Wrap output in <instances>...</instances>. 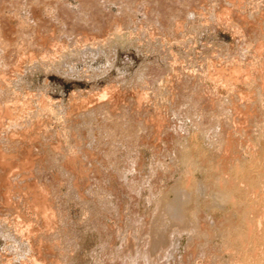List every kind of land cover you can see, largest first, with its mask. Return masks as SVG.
<instances>
[{
    "label": "rangeland",
    "instance_id": "obj_1",
    "mask_svg": "<svg viewBox=\"0 0 264 264\" xmlns=\"http://www.w3.org/2000/svg\"><path fill=\"white\" fill-rule=\"evenodd\" d=\"M56 0H0V43L1 41L3 43L0 44V79L3 80L1 81L0 80V84L1 87L3 86H6V87H3L5 89H8L9 92L11 90H15V91H11V93L9 95H7L6 97V100L7 98L10 100H5V98L1 95L0 93V103L1 104H5V105H9L11 104V110H13L11 113V115L14 116V120L11 118L9 119L10 121L13 120L10 124L13 126L14 123L18 120V118L16 116H20L19 119L22 120V115H23V120L19 121L18 120V124H20L21 126H17V125H14L13 127H9L10 124H8V119L5 120L6 118H9V116H3V115H6L7 113H5V107L4 105H1L2 109H1V114H0V120L1 121H4L6 123L5 124H2L0 127H4L2 128L3 130H7L5 131L4 130V134L6 133L9 134V136L12 138H14V135H16V143L17 142H20L17 143V146L19 144V146L17 147L16 144L14 143V146L12 145L14 140L9 138H7L6 136V139L9 143L10 139L13 140V142L10 141L11 145L13 147H16V148H13L14 150H10L9 147H12V146H8L7 144V149L6 150V156L7 158L11 157L12 159H10L7 164V162H1L3 163L5 166H13L14 164H10L14 161L16 165L15 166H18V163H21L19 164L18 166V169H16L18 171V174H20L22 171H20V168L23 170V168L25 167L24 165H26L28 163V166H32V168H34L33 170H31L32 172L27 173L29 174H25V173H22V177L23 178H28L30 180H32V182L34 181L33 183V186L31 189H47L45 195L50 198L52 200V198H54L52 201L54 202H50V199H49V203H51L53 205V211L55 213L54 217L51 218V220L55 219L56 215H57V219H55L54 221L52 220L51 223H48L49 221H47L46 219H44L43 217L41 218L40 217V208L38 209L39 211H37L36 208H33L31 205L30 207H27L24 208V209H20L21 207H16V206H19L20 204L15 202V201H18V198L17 200L15 199V197H17V193L15 192L14 194L16 195H13L11 193H13V191L10 193V195L13 197V199H11L12 197L11 196H6L4 195L6 198V200H9V202L5 201V198L4 196L2 197V200L1 199V195H0V219L3 220L4 219V227L1 229L0 231V264H41L40 262L42 261L41 258L42 256L40 255V253L38 254V251L36 248H39L40 246H44L45 244L47 245L49 243V246L48 248H50V251L53 252V254L56 256H54L52 253L51 255L53 256L51 257V255H49V257H51V259L49 257H47L49 259L46 260L47 263L49 264V262L53 263L52 261L55 260L56 258V264H64L66 262V264H119L118 262H120V264H125L124 263V260L125 262H127L126 264H137L138 262L140 264L144 263V264H147V258H141V253L142 250L146 247V241L148 240V237L149 236H146V235H149V233L147 231H144V228H145V219H147V221L150 219V216L151 218L154 217L153 213L156 212L155 206L156 203H154V201L157 199L158 197V194L160 195V193L162 191H164L167 187H171L175 184L176 180H177V177L179 176V172L178 173H174L172 174V171H176L178 170L177 168H180L181 165L179 166L180 163H178L176 161V157L173 156V153L177 150L178 148V141L179 140H176L177 137L180 138V135H182L181 133V130L183 132H186L187 131H193V128L194 130H197L198 127H193L194 125L197 126L199 125V121L202 122L201 125H199V127H202V126H206V128L208 129L207 125H206V121L209 120V118L212 120V117L214 118L215 117V121H220V123L217 124V122L215 123L214 121V127H215V124H217V129L213 130V132L215 131L214 134L217 133V131H221L223 132L224 129L225 131L228 129V130H233L232 132H234L235 130H237V132H234L235 135L231 134L233 136V139L235 141L237 140V138L240 137V134H237L239 133L238 130H240L241 134L243 133L242 130H244V132L248 131L247 133L250 134V133H254L256 132L254 129L252 131V126L250 124H253V127H258V124L259 125L261 124L263 126L262 123H264V121H260V120H264V115L262 113H259L260 110L262 112V110L264 109V104L262 106V109L261 107H259L258 105V101H256L255 99H263L264 98H259L260 95H262L264 97V89L261 90V85L260 83L263 82L262 84V87L264 86V80H263V77H264V73L261 72V69H262V65H260L262 62V60H264V49L261 48V46L263 47V44H264V37H261L262 35H264V33L262 34V32L264 31V27L262 28L263 24V20L264 18H262L263 20H260L261 18L258 17V9H260V7L263 9L264 8V0H244L245 3H242L243 0H241V4L239 5L238 0H235L233 2H236L237 5L234 4L233 8L231 7V2L232 0H226L227 2H229V6H226L228 4L225 5L224 3V0H195V2H193L192 0H157V2L155 0H96L94 1L93 0V4L94 6H96L99 11L101 10V13H103L104 15H108L109 13V16L112 15V19H115L114 22L116 23V21H118V24L120 22V24L122 25L121 29L120 30H123L121 31V33H123V37L126 38V34L127 32H130V34L133 33V37L131 36V39L134 41L133 43H128L126 42L125 45H121L120 44H115L113 43L114 39H110L109 38H113L112 35L109 36L108 33L112 34V27L109 31L108 28H110V26H108L107 28H105V25L103 26L106 29V31H109L108 33L105 32L104 34V31L102 29V31H90L92 33L90 34H93L95 33V38L94 36H90L91 39L93 37V39L95 40V42H99V40H104L106 41L107 38L109 39V44L111 45H106L105 43V47L106 49H109V50H106L104 48V51L106 53H101L103 52V46H100V44L102 43V41H100L99 44L95 43V46L94 48H99V47H102V48H99L97 50H100V51H95L94 52V48L91 46V48H93V51L91 52L92 49H90L89 47V43L90 41V37H88L87 41H85V44L82 43V40L84 41V38L83 37L84 35L81 33L79 34L80 32L84 31V29L82 28H79L80 26L78 25V27H74V30H72L71 28L68 29L67 28V18L65 17V14L60 10V8H58V6L60 7V4L62 5L64 2L70 7V10L75 12L77 10H79V6L80 5V1L79 0H58L56 2H54ZM98 1V2H97ZM132 1V2H131ZM135 1V2H134ZM183 1V2H182ZM217 3H215V2ZM40 2V3H39ZM57 2H58V6H55L57 5ZM105 2V3H104ZM116 2V3H115ZM149 4H145V3H148ZM166 2V3H165ZM186 2V3H185ZM194 4H193V3ZM203 2H205L203 4ZM207 2V3H206ZM222 2V3H221ZM56 3V4H55ZM104 3V4H103ZM108 3V4H107ZM153 3V4H152ZM201 5H200V4ZM213 3V4H212ZM248 3V4H247ZM136 4V5H135ZM164 4V5H162ZM176 4V5H175ZM199 4V5H198ZM245 6H243V5ZM250 4V5H249ZM253 4V5H252ZM262 4V5H261ZM179 6L180 8H182L184 10V6H186L187 8H185V12H183L182 17L180 16H177V13L178 11L176 12L175 9L171 10L174 6L176 8V6ZM192 5V6H191ZM197 5V6H195ZM210 5V6H209ZM217 5V6H216ZM248 5V6H247ZM63 6V5H62ZM102 6V7H101ZM120 6V8H119ZM128 6V7H127ZM164 6V7H163ZM168 6V7H167ZM173 6V7H171ZM177 6V8H179ZM182 6V7H181ZM224 6V7H223ZM236 6V7H235ZM239 6H243V7H239ZM259 6V7H258ZM57 7V8H56ZM101 7V9H100ZM119 9H118V8ZM123 7V8H121ZM160 7H161V10H160ZM171 7V9L169 8ZM218 7V8H217ZM225 7L229 8V9H232L229 13V9L228 12H224L225 11ZM231 7V8H230ZM258 7V8H257ZM42 8V9H41ZM56 8V9H55ZM131 8V9H130ZM164 8V9H163ZM167 8L168 10H170V13L167 12ZM193 8V9H192ZM198 8V10H197ZM240 8V9H239ZM121 9V11H120ZM130 9V10H129ZM194 11H192V10ZM200 9V10H199ZM223 9V10H221ZM243 9V10H242ZM103 10V11H102ZM127 10V11H126ZM136 10V11H135ZM142 10V11H141ZM164 10V12L162 11ZM166 10V11H165ZM175 10V11H174ZM187 10V11H186ZM216 10V12H215ZM226 10V11H227ZM124 11V13H122ZM138 11V12H137ZM153 11V12H152ZM172 11V12H171ZM188 11L190 13H188ZM220 11V12H219ZM222 11L224 13H222ZM258 11L257 15H256V12ZM262 11V10H260ZM157 12V13H156ZM163 12V13H162ZM253 12H255V16L254 15V19L252 18L253 16ZM194 13V14H193ZM204 13V14H203ZM219 13V14H218ZM243 13V14H242ZM132 14V16H131ZM145 14V15H144ZM152 14V15H151ZM158 14V15H157ZM168 14V15H167ZM186 14V15H184ZM191 16H189V15ZM222 16H221V15ZM235 14V15H234ZM239 17V14L241 16V18H245L247 15L248 17L245 18L246 21L243 22V19H241L242 21H239L240 19L236 20L234 19L232 16H235V18L237 17V15ZM246 14V15H245ZM252 14V16H250ZM134 15V16H133ZM148 15V17L146 18V16ZM175 15V16H174ZM194 15H197L194 16ZM202 15V16H201ZM220 15V17L225 21H222V19L219 18L220 21H218V19L216 18L217 16ZM245 15V16H243ZM159 16V17H158ZM164 16V17H163ZM167 16V17H166ZM194 16V17H193ZM199 16V17H198ZM224 16V17H223ZM228 16V17H227ZM243 16V17H242ZM115 17V18H114ZM128 17V18H127ZM132 17V18H131ZM134 17V18H133ZM173 17V18H171ZM179 18L180 21L178 19H175V18ZM232 20H230L231 18ZM256 17V18H255ZM111 18V17H109ZM119 18V20H118ZM131 20H130V19ZM146 18V19H145ZM162 18V19H161ZM168 18V19H167ZM194 18V19H193ZM225 18H228V21L227 19ZM249 18V19H248ZM110 19L111 21L110 22H113V20ZM117 19V20H116ZM149 19V20H148ZM171 19V21H170ZM252 19V21H251ZM258 20V22H255L254 20ZM131 23H129V21ZM167 20H168V23H167ZM172 20H175L174 22H179L178 24L181 25L182 24V27L179 28L180 32H176L174 30H171L173 33V35H176L178 33L181 34V36L184 38H182L183 40L179 39L180 37H177L176 40H175V37H173L172 32L169 29L168 27V24H172L173 21ZM178 20V21H176ZM182 20V22H181ZM184 20V21H183ZM199 20V21H198ZM235 20V21H234ZM256 20V21H257ZM122 21V23H121ZM125 21V22H124ZM251 21V22H250ZM113 22V23H114ZM134 22V23H133ZM136 22V23H135ZM171 22V23H170ZM217 22V23H216ZM226 22H230L229 25H231V27L227 26L228 24H226ZM238 22V23H237ZM241 22V24H239ZM243 24L246 22L245 25ZM250 22V23H249ZM262 24V26L260 27V24ZM109 23V21L107 22ZM106 23V24H107ZM112 23V24H113ZM114 23V24H115ZM126 23H128L129 25H125ZM161 23H167L165 25V27H163L164 25L161 24ZM176 23H173V24H176ZM189 23V24H188ZM225 23V24H224ZM254 23V24H252ZM117 24V23H116ZM117 24V25H118ZM119 24V25H120ZM161 24V25H160ZM191 24V25H190ZM217 24V25H216ZM234 24H236L234 26ZM250 24V26H248ZM258 24H259V29H258ZM111 25V23H110ZM124 25L126 27H124ZM152 25V27L150 28V26ZM193 25H194V28H193ZM196 25V26H195ZM242 25V27L240 26ZM162 26V27H161ZM167 26V27H166ZM238 26V27H237ZM242 28H240V27ZM244 26V27H243ZM254 26H256L257 28L255 29H258V30H254ZM130 27V28H129ZM144 27V28H143ZM157 27V28H156ZM235 27V28H234ZM249 28L250 32L247 30V28ZM252 27H253V31L257 32L256 34L254 32H251L252 31ZM73 28V27H72ZM76 28V29H75ZM136 28V29H134ZM139 28V29H138ZM165 30H164V29ZM168 28V29H167ZM192 28V29H191ZM237 28H240L241 30V33L238 32L239 29ZM246 28V29H245ZM262 28V29H261ZM158 29V30H157ZM195 29V30H194ZM199 29V30H198ZM237 29V30H236ZM261 29V30H260ZM86 30V29H85ZM161 30V31H160ZM167 30V31H166ZM246 32H245V31ZM4 31L8 32V33H4ZM77 31L79 33H77ZM89 31V30H88ZM88 31L86 30L85 32L88 33ZM124 31H125V34H124ZM133 31V32H132ZM149 31V32H148ZM158 33H157V32ZM178 31V30H176ZM101 32V35L100 33ZM103 32V33H102ZM132 32V33H131ZM141 32V33H140ZM162 34H161V33ZM165 32V33H164ZM169 32V34L167 33ZM171 32V34H170ZM238 32V34H237ZM244 34H243V33ZM66 33V34H65ZM70 33V34H68ZM72 33V34H71ZM74 33L77 35H74ZM136 33V34H135ZM240 33V35H239ZM252 33V35H251ZM261 33V34H260ZM70 36H68V35ZM104 34V35H103ZM108 34V35H107ZM129 34V33H128ZM140 34V35H139ZM145 34V35H144ZM161 34V35H160ZM167 34V36L165 35ZM183 34V35H182ZM254 34V35H253ZM24 35V36H23ZM53 35V37H52ZM66 35L69 37V38H66ZM72 35H74V37H76V40L77 39H82L81 44H76L74 47H72L74 45H72L71 43V46L68 45L71 41L74 42L75 39L72 40L73 37H71ZM139 35V36H138ZM143 35V36H142ZM147 35V36H146ZM153 35V36H152ZM157 35V36H156ZM159 35V36H158ZM245 35V36H244ZM250 37H249V36ZM129 35H127L128 37ZM138 36V37H137ZM141 36V37H140ZM156 36V37H155ZM169 36V37H168ZM172 36V38H171ZM243 36V37H242ZM248 36V37H247ZM253 38H252V37ZM29 39H28V38ZM32 37V38H31ZM101 39H100V38ZM105 37V38H103ZM39 38V40H38ZM65 38V39H64ZM71 38V40H69ZM97 38V39H96ZM99 38V39H98ZM174 38V39H173ZM247 40H245V39ZM255 38V39H254ZM32 40V42H30L29 40ZM168 39V40H167ZM191 41H190V40ZM69 41L68 43L66 42ZM75 40V41H76ZM98 40V41H97ZM113 40V41H112ZM138 42H136V41ZM155 40V41H154ZM164 40V41H163ZM180 40V42H179ZM259 42L260 40V44L258 43L259 47L255 44L256 42ZM259 40V41H257ZM7 43L5 44L4 43ZM15 41V42H13ZM17 41H19L18 43H16ZM63 41V43H65L63 45V43H61ZM78 41V40H77ZM190 43H189V42ZM248 41V42H247ZM252 41V42H251ZM12 44H11V43ZM112 42V43H111ZM136 42V43H135ZM161 42V43H160ZM163 42V43H162ZM186 44V45H184ZM21 43V44H20ZM55 43V44H54ZM88 44V47H87V44ZM92 43L94 44V41H92ZM139 43V45H138ZM167 43V44H166ZM248 43V44H247ZM253 43V45L256 47H258V49H260L259 51H261L260 53L258 52V49H255L254 47H252L253 45L251 44ZM4 44V45H2ZM58 44V46H57ZM98 47H96L97 45ZM103 44V43H102ZM101 44V45H102ZM133 44V45H132ZM144 44V45H143ZM154 44V45H153ZM171 44V45H170ZM183 44V45H182ZM247 44V45H246ZM251 44V45H249ZM51 45H53V47L55 49H57V51H59L58 53H56L57 51L54 50L53 47H50ZM56 45V46H54ZM62 46V49H65L63 48V46L65 45H68L70 47L71 50H76L74 49L75 47L76 48H82L83 49V45L84 47H87L89 48L90 50H87L86 48L83 49L82 51L78 48L79 51H81V53L83 52L84 56H82L81 53H78L81 54V58H80V55L78 56H75V52L72 51V53H69L68 57H60L59 55H63V53L61 52V46ZM86 45V46H85ZM92 45V44H91ZM137 47H136V46ZM143 45V46H142ZM153 45V47H152ZM163 45V46H162ZM188 45V46H187ZM193 45V46H192ZM249 45V46H248ZM78 46V47H77ZM111 46V47H110ZM141 46V47H140ZM151 46V47H150ZM170 46V47H169ZM186 46V47H185ZM246 46H247V49H246ZM252 48H251V47ZM68 47V49H69ZM115 47V48H114ZM150 47V48H149ZM169 47V48H168ZM190 47V48H189ZM222 47V48H221ZM50 48V49H49ZM153 48V49H152ZM49 50L51 51V49H53V52L51 51V54H45V51ZM69 49V50H70ZM111 49V50H110ZM113 49V50H112ZM160 49V50H159ZM163 49V50H162ZM249 49V50H248ZM251 49V51H250ZM70 50V51H71ZM141 50V51H140ZM242 52H241V51ZM253 50H255L254 52H256L257 50V55L258 53L260 55H263V56H254L256 53L252 52ZM68 51V50H67ZM68 51V52H70ZM86 51V52H84ZM89 51V52H87ZM109 53H108V52ZM230 51V53H229ZM246 51V52H245ZM247 51H248V54H247ZM94 52V53H93ZM113 52V53H112ZM168 52V53H167ZM251 52V53H250ZM263 52V54H262ZM50 53V52H48ZM55 53L57 56L60 57L59 61L62 60V65L63 67L61 66L59 71L57 70V68L55 67L54 68V64L53 62L54 61V58H52L53 60H50L52 61L51 63L49 62V58L51 59L52 57V54ZM87 53V54H86ZM93 53V54H91ZM99 53V55H98ZM171 53V55H170ZM178 53V54H177ZM188 53V54H187ZM213 53V54H212ZM236 53L238 54V56L240 57H237V56H234V54L236 55ZM254 53V54H253ZM44 54L45 57H42ZM86 54V55H85ZM113 54V55H112ZM219 54V55H218ZM224 54V55H223ZM237 59H239V61L241 63L244 64V62H247L246 59L244 60L243 62V57L246 58V55H247V58L248 57H255V58H252L253 59V65H251V69L254 68V70L252 71V74L249 76L250 77H255L257 76V73L259 72L258 74V77H256L257 79L261 78V80L257 81L256 79V84L260 85V88H258V90L260 91H253L255 92L254 94L256 95L257 93H260L259 95L257 94V96H255L253 94H247L248 93V90H246L245 92V95L243 96V98L245 96L249 97L247 98L246 97V100L248 99L247 102L249 103H255L257 105V107H255L256 109H260V110H254L253 108L251 110H253L254 113H252L251 111V115L250 117H248L249 119H247V116H246V120L247 122L249 121L248 125H247V122L244 123L243 125L246 126V127H250V129H247L245 128L244 126V129H240L237 127L236 124L237 121L240 120V117H243L242 115L240 116L239 114H242V113H238V112H235V110L232 109H228L226 110L227 112L230 110L234 111V113H231L230 111L227 113L225 112V114H229L228 116H230L231 114H235L237 116V119L235 121V118L232 117V115L230 116L231 119L233 118L235 121V124L232 122H227L225 123L224 121L225 120H230L229 118H225L224 121H222L223 117H225L224 115V112L222 110L221 107L219 106H216V105H213L212 102L214 103V100L211 102L210 98L211 99H214L216 97L220 98L223 97L225 98V100L229 97H227V93H226V86H228L227 84L229 83V87H231L233 85V83L235 82L234 78L235 77H230L229 75V72L228 69L226 68V66L228 67V63L226 64V62H229V61H226L227 59L230 60L232 58V60L234 59L233 56ZM252 54V56H250ZM49 55V56H48ZM56 55H53V57H55ZM71 55H73V57H70ZM88 55V56H87ZM90 55V56H89ZM96 55V56H95ZM105 55V56H104ZM223 55V56H222ZM242 55V56H240ZM48 56V58L46 57ZM51 56V57H50ZM88 58H86V57ZM98 56V57H97ZM213 56V57H212ZM217 56V57H216ZM221 56V57H220ZM226 56V57H225ZM231 57V58H228ZM59 57H56V59H58ZM84 57V59L82 58ZM180 57V58H179ZM223 57V58H222ZM43 58V59H41ZM68 58V59H67ZM71 58V59H70ZM86 58V59H85ZM208 58V59H206ZM216 58L215 62H220L219 60H224L225 62L223 63L221 61V64L223 63L225 66L222 67L224 69H227L225 72L223 70H220L222 69L220 66V63H216L215 67H216V71L214 72L211 68L214 67V65H211V63L213 64V60ZM219 58V59H218ZM227 58V59H226ZM263 58V59H262ZM66 59V60H65ZM110 59V60H109ZM180 59V60H179ZM185 59V60H184ZM210 59H212L211 62L208 63V61H210ZM258 59H262V60H258ZM51 64H48L50 65V68L45 65V63L47 64L48 62ZM232 60H230L229 64L233 63L231 62ZM250 60V63L252 64V60ZM256 60V61H255ZM44 63H43V62ZM185 61V62H184ZM235 61V59L233 60ZM238 61V60H237ZM238 61V62H239ZM258 61L259 64H258ZM148 62V63H147ZM255 62H257L256 64H258L259 66H254L255 65ZM43 63V64H42ZM170 63V64H169ZM179 63V64H177ZM248 63V62H247ZM247 63H245L244 65H246ZM149 64V65H148ZM176 64V65H174ZM46 67H44V66ZM65 65V66H64ZM67 65V66H66ZM171 65V66H170ZM173 65L176 67V69H174V71H176V73L179 75L180 78L177 77V74L173 71L172 67ZM179 65V67H178ZM211 65V70L214 72H211V70H209V67ZM248 65V64H247ZM263 65H264V61H263ZM142 66V67H141ZM170 66V69L168 70ZM190 66V67H189ZM254 66V67H253ZM261 66V68H259ZM52 67V68H51ZM149 67V68H148ZM173 67V68H175ZM178 67V68H177ZM182 67V68H181ZM220 67V71L223 73V74H226L227 76L229 75V80L228 78H226V80H228L227 82H225L224 86H223V83L222 81L225 80V76H223V80L221 79V77H219L218 73L217 72V68ZM230 69H231V66H229ZM264 67V66H263ZM68 68V69H67ZM74 68V69H73ZM141 68V69H140ZM250 68V67H249ZM59 69V68H58ZM158 69V70H157ZM161 69H162V72H161ZM172 69V70H171ZM179 69H181L180 71H184L183 73H179ZM184 69V70H182ZM188 71H187V70ZM202 69V70H201ZM205 69V70H204ZM215 69V68H214ZM250 69V70H251ZM258 69H260L258 71ZM85 70V71H84ZM160 76L162 77H165V78H162V77H159V74ZM193 70V71H192ZM75 71V72H74ZM87 71V72H86ZM151 71V72H150ZM156 71V73H155ZM165 71V72H164ZM168 71V72H167ZM170 71V72H169ZM172 71V72H171ZM186 71V72H185ZM197 71V72H196ZM205 71H207L205 73ZM209 71H210V77H214L216 78L218 75V78L219 81L216 80V83H215V79L213 77V81L212 79L209 80ZM219 71V74L221 73ZM255 71V72H254ZM257 71V72H256ZM262 71H264V69H262ZM189 72V73H188ZM254 72V73H253ZM139 73V74H138ZM166 73V74H165ZM188 73V74H187ZM216 73V74H215ZM262 73V74H260ZM158 74V75H157ZM165 74V75H163ZM169 74V75H168ZM174 74V75H173ZM180 74H182V76H180ZM183 74H185V76H183ZM190 74V75H189ZM192 74L194 75V77L192 76ZM199 74V75H198ZM202 74H205L202 75ZM208 76H207V75ZM213 74V75H212ZM223 74H221L220 76H222ZM256 74V75H255ZM175 76V79L174 77ZM200 76L199 78L196 76ZM262 76L263 77H259V76ZM154 76V77H153ZM169 76V77H168ZM189 76H191L189 78ZM207 76V77H206ZM11 80H10V78ZM138 77V78H137ZM140 77V78H139ZM184 77V80H181V78ZM202 77V79H201ZM206 77V78H204ZM250 78V80L252 82H254V78ZM3 78V79H2ZM7 78V79H5ZM154 78V79H153ZM157 78V79H156ZM162 78V79H165L164 82H168V80H170V82H168L167 86H171L170 87H165V92L168 93L167 95H165V93L161 94V92H159L158 88H159V83L158 80ZM168 78V80H167ZM173 78V79H172ZM177 78V79H176ZM188 78L190 81H188ZM192 78V79H191ZM198 78L200 81L203 80V82L205 83L204 84V89H203V82L201 81H195L196 79ZM14 79V80H13ZM140 79V80H139ZM161 79V80H162ZM173 81H172V80ZM180 79V80H179ZM207 79V80H206ZM232 79V80H230ZM137 80H139L137 82ZM143 80V81H142ZM146 80V81H145ZM155 80V81H154ZM191 80H194V82H197L196 85H200L201 89H203L202 91L199 89V87H197L196 89H193V90H190L192 88L191 85H193V83L191 84ZM221 80V81H220ZM225 80V81H226ZM5 81L9 84H13L11 88V85L8 84V86L6 85ZM172 81V82H171ZM182 81L180 84H181V87H180V84L179 82ZM185 84H184V82ZM178 82V83H177ZM200 82V83H199ZM230 82H232L230 84ZM260 82V83H259ZM5 83V84H4ZM152 83V84H150ZM154 83V84H153ZM170 83V84H169ZM177 83V84H176ZM184 85H183V84ZM186 83H189V84H186ZM176 84V85H175ZM191 84V85H190ZM195 84V83H194ZM149 85V90H148V86ZM173 85V86H172ZM187 85V86H186ZM10 86V87H9ZM127 86V87H126ZM147 86V87H145ZM178 86V87H177ZM191 86V88H190ZM207 86V87H205ZM131 87V88H130ZM141 87V88H140ZM184 87V88H183ZM188 87V88H187ZM193 87L195 88V86L193 85ZM259 87V86H258ZM11 88V90H10ZM146 88V90H145ZM153 88V89H152ZM157 88V89H156ZM164 88V87H163ZM173 90H172V89ZM180 88V89H179ZM206 88V91H204ZM210 88L211 91H213L212 89L216 90L217 91V94L216 92H214V95H216L214 98H212V94L210 95L211 97H209V100H208V97L207 99L205 98L206 95H209V94H204V93H207V89ZM212 88V89H211ZM152 89V90H151ZM186 91H185V90ZM189 89V90H187ZM199 89V91L197 90ZM226 89V90H225ZM6 90V91H8ZM143 90V91H142ZM179 90V91H178ZM195 90H197L195 92ZM209 90V89H208ZM106 92V97L104 96V98L102 99V94L103 92ZM145 91L148 92L149 91V95H144L145 94ZM151 91V92H150ZM155 91V93H154ZM170 91V93H169ZM181 91V93H180ZM190 91H194V92H190ZM201 93H198L200 92ZM209 92V93H213V92ZM1 92V90H0ZM8 92V93H9ZM15 92V93H14ZM133 92V93H132ZM138 92H141V94L145 97L143 98V102L142 100L138 101V99L136 97H139L140 93ZM144 94H143V93ZM179 92V93H178ZM263 92V93H261ZM150 93H153L152 95ZM158 93L160 94V97L158 95ZM177 93V94H176ZM183 93V95H182ZM196 93L197 95H201V96H196ZM112 94H113V98H112ZM118 94V95H117ZM193 94V95H192ZM14 95V96H13ZM115 95V96H114ZM135 95V96H134ZM159 98L160 100V103L163 101L164 104H166L167 108H170L172 107V105L174 106V102L176 104V106H180L178 108L173 107V110L174 108L176 109L174 112L173 110L171 109H163L161 110L160 108H158V106L156 105V102L158 103L159 100L157 99V97ZM170 95V96H169ZM181 95V96H180ZM204 95V102L202 101L203 100V96ZM218 95V96H217ZM75 96V97H74ZM169 96V98L171 96H174L173 97V101L169 100L167 97ZM179 96V97H178ZM115 97V98H114ZM176 97V98H175ZM227 97V98H226ZM253 97L255 99H253ZM13 98V99H12ZM15 98V99H14ZM73 98V100H72ZM100 98V99H99ZM107 98V99H106ZM118 100H117V99ZM120 98V99H119ZM122 98V99H121ZM125 98V99H124ZM153 98V99H152ZM165 98V99H163ZM167 98V101L168 102H165ZM172 98V97H171ZM182 100H181V99ZM196 98V99H195ZM12 99V100H11ZM17 99V100H16ZM19 99V101H18ZM44 99V100H43ZM115 99V100H114ZM136 99V101H135ZM146 99V100H145ZM149 99V101H148ZM163 99V100H162ZM178 99H180L178 101ZM44 102H43V101ZM49 100V101H48ZM108 100V101H107ZM156 100V101H155ZM177 100V101H176ZM210 102H208V101ZM220 100V99H218ZM223 100V99H222ZM246 100H244V102L242 103H245ZM254 102H253V101ZM2 101H5L2 103ZM9 101V102H8ZM17 101V102H16ZM52 101V103H50ZM104 101V102H103ZM132 101V103H131ZM181 101V102H180ZM206 101V102H205ZM216 104L218 105H221L220 101H217V98L215 100ZM226 101H231V100H226ZM257 103H256V102ZM42 102V103H41ZM49 102V103H48ZM111 102V105L110 103ZM117 103V106L115 103ZM130 102V104L128 103ZM136 102V103H135ZM137 102H141L139 103L140 106L142 105V108L140 106H138L139 104ZM153 102H154V106H153ZM180 104V105H177V103ZM208 102V103H207ZM219 102V103H217ZM45 103V104H44ZM134 103V104H133ZM147 103V104H146ZM152 103V104H151ZM173 103V104H172ZM185 103V105H184ZM188 103V104H187ZM198 103V104H197ZM202 103V106L199 107ZM49 104V105H47ZM51 104H53V113L51 114L48 109V107H51ZM77 104V105H76ZM83 104V105H82ZM115 104V105H114ZM133 104V105H132ZM138 104V105H137ZM171 104V105H170ZM182 104V106H181ZM197 104V105H196ZM213 106L212 108H214V106L216 107H219L221 109H217L215 107V109L211 110V106ZM41 105V106H40ZM46 106L45 108V111H44V107ZM73 105V106H72ZM103 105V106H102ZM109 105V107H108ZM184 105V106H183ZM196 105V106H195ZM199 105V106H198ZM205 105V106H204ZM10 106V105H9ZM13 106V107H12ZM93 106V107H91ZM97 106L100 107V109L98 108L97 110ZM113 106H115V108H113ZM134 106V107H133ZM136 106H138L139 108L137 109V112L138 113V116L136 114ZM156 106V107H155ZM193 106V107H192ZM204 106V107H203ZM4 107V108H3ZM41 107V108H40ZM84 107V108H82ZM90 107V108H89ZM101 107H103L104 109H102ZM106 107L107 110L109 111H106ZM119 107V109H118ZM183 107V108H182ZM192 107V108H190ZM203 107V108H202ZM231 107V106H230ZM229 107V108H230ZM233 107V106H232ZM74 108V109H73ZM111 108V109H109ZM123 108H124V112L123 111ZM134 108V109H133ZM149 108V109H148ZM155 108V109H154ZM158 108L159 109V113L158 112ZM205 108V109H204ZM4 109V110H3ZM79 109V113L77 112ZM83 109V110H82ZM86 109V110H85ZM89 109V110H88ZM102 109V110H101ZM116 109V110H115ZM117 109L119 111H117ZM144 109V111L141 110ZM181 109V110H180ZM185 109V110H184ZM196 109V110H195ZM202 109V110H201ZM226 109V108H225ZM244 110V108H241L240 110ZM32 110V111H31ZM36 112H35V111ZM43 110V111H42ZM47 110V112H46ZM94 110H97L98 112H95ZM100 110V111H99ZM111 110V111H110ZM114 110V111H113ZM122 110V111H121ZM134 110V111H133ZM154 110H155V113H154ZM169 110H171L169 113H171V115L169 113H167ZM187 110H188V114H187ZM194 110L193 112L190 111ZM200 110V111H199ZM208 110V111H207ZM216 110H220V113H222L221 115V118H220V113L218 114L216 112ZM239 112H242L240 111ZM30 111V112H28ZM41 113H40V112ZM82 111V112H81ZM86 111H90L91 113L89 112H86ZM105 111V112H104ZM122 113H121V112ZM163 111V112H162ZM166 115H164L165 113ZM186 111V112H185ZM199 111V112H198ZM204 111V112H203ZM213 111V112H211ZM238 111V110H237ZM14 112V113H13ZM110 112V113H108ZM112 112H116L115 114L112 113ZM160 112H161V115L160 116ZM178 112L177 114H174ZM185 112V114L183 113ZM196 113V115H192L193 113ZM211 113V117H209V113ZM216 112V113H214ZM257 112V113H256ZM264 112V110H263ZM35 113V114H34ZM39 113V114H37ZM74 113V115H73ZM88 113V114H87ZM105 113V114H104ZM128 115H127V114ZM136 115H134V114ZM139 113H142L139 115ZM173 113V114H172ZM204 113V115H203ZM215 115H214V114ZM245 113V112H244ZM248 113V111H247ZM261 115H259V114ZM29 114V115H28ZM54 114V115H53ZM86 117H84V115ZM104 114V115H103ZM109 114H113L112 117L114 119H112L111 115ZM130 114V115H129ZM169 114V115H167ZM253 114V115H252ZM256 114V115H254ZM257 114L259 116H262L263 117H259L257 116ZM4 117L2 118L1 117ZM33 115V116H32ZM37 115V116H36ZM46 115V117H45ZM92 115L94 117H92ZM102 115V116H101ZM129 117H127V116ZM133 118H132V116ZM142 115V116H141ZM156 115V116H155ZM180 115V116H179ZM188 115V116H187ZM191 115L192 116H195L194 119L193 117H190ZM202 115V116H201ZM219 115V116H218ZM224 115V116H223ZM246 115V113H245ZM244 115V116H245ZM249 115V114H247ZM50 116V117H49ZM56 116V117H55ZM84 119H83V117ZM88 116V117H87ZM121 116V117H120ZM123 116V117H122ZM131 116V117H130ZM167 116V117H166ZM179 116V117H178ZM223 116V117H222ZM252 116V117H251ZM256 118V119H259L258 121L255 119H252L254 122L253 123H250L252 122L250 119L251 118ZM257 116V117H255ZM6 117V118H5ZM12 117V116H10ZM17 119H16V118ZM29 117V118H28ZM48 117V118H47ZM61 117V118H59ZM67 117V118H66ZM72 117V118H71ZM74 117V118H73ZM77 117V118H75ZM111 117V119H110ZM135 117H136V120H135ZM138 117V118H137ZM157 117V118H156ZM166 119H165V118ZM185 117V118H184ZM204 117V118H203ZM208 119L206 120L205 119ZM36 120H35V119ZM45 118V119H44ZM64 118V119H63ZM92 118V120L90 119ZM127 118V119H125ZM132 118V119H131ZM140 118V119H139ZM147 118V119H146ZM150 118V119H149ZM161 118H164L161 120ZM172 118V120H171ZM176 118V119H175ZM216 118H219V120H216ZM245 119V117H243ZM242 119V121H244V119ZM262 118V119H260ZM4 119V120H3ZM16 119V120H15ZM39 119V120H38ZM47 119V120H46ZM62 119V120H61ZM73 119V121H72ZM86 121H83L85 120ZM95 119V120H94ZM116 119V121H115ZM139 119V121H138ZM202 119V120H201ZM239 119V120H238ZM64 120V121H63ZM76 120V121H75ZM81 120V121H80ZM114 120V121H113ZM119 120H121L119 122ZM130 120V121H129ZM142 120V122H141ZM164 120V121H163ZM192 120V122H191ZM199 120V121H198ZM209 120L211 122H209V127L210 129L213 127V126H210L212 125V121ZM9 121V122H10ZM27 121V122H26ZM37 121V122H36ZM60 121V123H59ZM68 121V122H67ZM70 121H71V124H70ZM104 121V122H103ZM112 121V124L110 125V123ZM118 121V122H117ZM152 121V122H151ZM194 121V122H193ZM257 121V122H256ZM22 122V123H21ZM34 122V124L32 123ZM49 122V123H48ZM51 122V123H50ZM64 122V125L63 123ZM76 122V123H75ZM79 122V123H78ZM80 122H82L80 124ZM89 122V123H88ZM108 122V123H107ZM125 122V123H124ZM147 122V124H146ZM150 122V123H149ZM155 122V123H154ZM160 122V123H159ZM162 122V123H161ZM171 122V123H170ZM176 122V123H175ZM180 122V123H179ZM205 122V123H204ZM224 123V124H228V126H225L224 124V127L221 126V128H218L219 127V124ZM240 122V121H239ZM2 123V122H1ZM30 123V124H29ZM32 123V124H31ZM44 123V124H43ZM47 123V125H46ZM107 123V124H106ZM121 123V124H120ZM123 123V124H122ZM128 123V124H126ZM131 123V124H129ZM138 123V124H137ZM142 124L143 126L139 125ZM145 123V124H144ZM149 123V124H148ZM159 123V125H158ZM199 123V124H197ZM204 123V124H203ZM233 123V124H232ZM243 122H241L242 124ZM254 123H255V126H254ZM29 126L27 127L26 125ZM62 124V125H61ZM68 124V125H67ZM75 124V126H74ZM79 124V125H78ZM109 124V125H108ZM119 124V125H118ZM134 124V125H133ZM139 125L141 127H145V128H140V131L136 129V125ZM157 124V125H156ZM160 124L162 126H160ZM166 124V125H165ZM193 124V125H191ZM203 124V125H202ZM240 124V123H239ZM41 125V126H40ZM46 125V126H45ZM81 125V126H80ZM87 125V126H86ZM91 125V126H90ZM115 125H118L116 126V130H115ZM123 125V126H122ZM128 125V126H127ZM130 125V126H129ZM132 125V126H131ZM175 125V126H174ZM183 126L182 128H180L181 126ZM231 125H234L232 127V129H230ZM260 125V126H261ZM25 126L27 128H25ZM48 126V127H47ZM51 126V127H50ZM68 126L69 128L67 129ZM71 126V127H70ZM80 126V127H79ZM101 126V127H100ZM110 126V127H109ZM149 126V127H148ZM154 129H156V131L154 129H152V127ZM170 126V127H169ZM185 130H183V128H185ZM239 126V125H238ZM259 126V127H260ZM262 126L260 127L262 129ZM16 127V128H15ZM21 129H20V128ZM24 127V128H23ZM35 129H34V128ZM39 127V128H38ZM47 127V128H46ZM66 127V128H64ZM73 127V128H72ZM84 129H82V128ZM93 127V128H92ZM120 127V128H118ZM127 127V130L126 128ZM128 127H130L129 129L132 131H129ZM137 127V128H138ZM146 127H147V130H146ZM166 127V128H165ZM176 127H179L178 129H175ZM213 127V128H214ZM226 127V128H225ZM235 127H237L238 129H236ZM241 127V125H240ZM258 127V128H259ZM8 128H13L12 132L11 130ZM29 128V129H28ZM70 128L74 129V130H71ZM77 128V129H76ZM80 128V130H79ZM87 128V129H86ZM118 128V129H117ZM124 128V129H123ZM150 128V130H149ZM172 128V129H170ZM196 128V129H195ZM235 128V130L233 129ZM257 128V131L259 130ZM1 129V130H2ZM17 129V130H16ZM33 129V130H32ZM40 129V130H39ZM49 129V130H48ZM52 131H51V130ZM88 129H90L88 131ZM120 129V130H119ZM133 129V130H132ZM143 129V130H142ZM210 129L209 132L211 131ZM36 130V131H35ZM43 130V131H42ZM51 131L50 133L48 131ZM67 130V132H66ZM70 130V131H68ZM86 130V131H85ZM139 132H137V131ZM162 130V131H161ZM171 130V131H170ZM174 130H176V133H174ZM223 130V131H222ZM9 131V133H8ZM18 131V132H16ZM20 131V132H19ZM30 131V132H29ZM42 131V132H40ZM54 131V132H53ZM75 131H78V132H75ZM82 131V132H81ZM85 131V132H84ZM88 131V132H87ZM106 131V132H105ZM109 131V133H108ZM123 131V132H122ZM134 131V132H133ZM141 131H143L142 133H140ZM145 131V132H144ZM152 131V132H151ZM164 131V132H163ZM170 131V132H169ZM178 131V133H177ZM218 131L217 134H219L220 132ZM228 131V132H230ZM251 131V132H250ZM32 132V133H31ZM35 132V133H34ZM39 134H37V133ZM44 132V133H43ZM57 132V133H56ZM66 134H64V133ZM69 132V133H68ZM72 132V133H71ZM74 132V133H73ZM90 132V133H89ZM95 135H93L92 134ZM117 132V133H116ZM120 132V133H119ZM130 132L132 134H130ZM150 134H148V133ZM158 134H156V133ZM213 132H210L211 134H213ZM3 133V131H2ZM14 133V134H13ZM28 133V135H27ZM52 133H55L53 135H51ZM68 133V135H67ZM104 133V134H103ZM106 133V134H105ZM114 135H113V134ZM128 133V134H127ZM145 133V134H144ZM155 133V134H154ZM164 135H163V134ZM166 133V134H165ZM173 133L174 134V137H175V134H180L179 136L176 135V138L174 139L173 137ZM34 134V135H33ZM42 134V135H41ZM48 134V135H47ZM76 134V135H75ZM81 134V135H80ZM91 134V135H89ZM111 134V135H110ZM117 134V135H116ZM152 134V135H151ZM184 134V133H183ZM184 134V135H185ZM216 134V135H217ZM13 135V136H12ZM27 135V136H26ZM33 135V136H32ZM41 135V137H40ZM47 137H46V136ZM51 135V136H50ZM55 135V136H54ZM57 135V136H56ZM73 135V136H72ZM84 135L88 136V137H84ZM102 135V136H101ZM107 135V137H106ZM126 135V136H125ZM132 135V136H131ZM134 135V136H133ZM145 135V136H144ZM158 137H157V136ZM170 136L172 138L169 139L167 136ZM61 138H60V137ZM66 136V137H64ZM78 136V137H77ZM93 136V138H92ZM109 136V137H108ZM136 136V137H135ZM141 136V137H140ZM150 136V137H149ZM183 136V135H182ZM53 137V138H52ZM103 137V138H102ZM106 137V138H105ZM141 138L140 140H138L139 138ZM163 137V138H161ZM184 137V136H183ZM5 138V137H4ZM43 139L40 140V139ZM52 138V139H51ZM82 138V139H81ZM96 138V139H94ZM165 138V139H164ZM242 138V139H241ZM240 139V142L238 140V142L236 141L235 143H233V145H231L232 147H234V144L237 145L238 143V146H236V150L239 148V150H237V153L240 151V148H241V145H242V148L244 147H247L251 148V146H249V144H251V141L253 142L254 139H250V136L249 137H241ZM244 138L247 139V141L250 140L249 144L248 142H245L244 141ZM249 138V139H248ZM6 139H4L5 144L7 143ZM9 139V140H8ZM21 139V140H20ZM59 139V140H58ZM64 139V140H63ZM81 139V141H80ZM136 139V140H135ZM143 139V140H142ZM178 139V138H177ZM232 139V141H233ZM27 140V141H26ZM31 140V142H30ZM40 140V141H39ZM48 140V141H47ZM106 140V141H105ZM109 140V141H107ZM145 140V141H144ZM168 140V141H167ZM171 140V141H170ZM176 140V142L174 141ZM23 143H22V142ZM34 141V142H33ZM79 141V142H78ZM136 141V142H135ZM163 141V142H162ZM244 141V147H243V144H240L239 143H242ZM29 142V143H28ZM36 142V143H35ZM138 142V144H136ZM140 142V143H139ZM168 144H167V143ZM172 142V143H171ZM32 143V144H31ZM44 146V148L42 147H37V146ZM49 144L47 146V144ZM143 143V144H142ZM162 143V144H161ZM2 144V145H3ZM29 146H28V145ZM104 144V145H103ZM173 144V145H172ZM247 144V145H246ZM10 145V144H9ZM23 145V146H22ZM25 145V146H24ZM168 145V146H167ZM172 145V146H171ZM177 145V146H176ZM252 145V144H251ZM23 148H22V147ZM50 146V147H49ZM56 146V147H55ZM69 146V147H68ZM150 146V147H149ZM159 146V147H158ZM167 146V147H166ZM230 148L232 150V148ZM6 147V146H5ZM19 147L20 149H23V151H25V153L27 154L26 151L28 152H31L29 154V157L27 155L24 156V157H21L19 153L16 152V149L19 150ZM28 147V148H27ZM47 147V148H45ZM59 147V148H58ZM78 147V148H77ZM98 147V148H97ZM174 149H173V148ZM25 148V149H24ZM30 148V149H29ZM36 148V149H35ZM38 148V149H37ZM51 148V149H50ZM62 149V150H61ZM72 154H70V151ZM85 149V150H84ZM87 149V151H86ZM169 149H172L169 150ZM176 149V150H175ZM229 149V150H230ZM235 149V147L233 148V150ZM38 150V151H37ZM45 150V151H44ZM54 152H53V151ZM76 150V151H75ZM79 150V152L77 151ZM83 150V151H82ZM100 150V151H99ZM161 150V151H160ZM169 150V151H168ZM235 150V151H236ZM14 151V152H13ZM35 151L37 154H35ZM44 151V152H43ZM50 151V152H49ZM99 151V152H97ZM104 151V152H103ZM110 151V152H109ZM115 151V152H114ZM164 151V152H163ZM168 153H167V152ZM171 151V153H170ZM13 152V153H12ZM43 152V153H42ZM48 152V153H47ZM57 152V153H55ZM69 154H68V153ZM73 152H76L75 154ZM92 152V153H91ZM101 152V153H100ZM103 152V153H102ZM230 152V151H228ZM227 152V153H228ZM9 153V154H8ZM11 153V154H10ZM15 153L19 154V155H15ZM53 153V154H52ZM59 153V154H58ZM108 153V154H107ZM8 154V155H7ZM35 154V155H34ZM47 154V155H46ZM58 154V155H57ZM64 154L66 155V157L64 156ZM98 154V155H97ZM101 154V155H100ZM107 154V155H105ZM163 154V155H162ZM170 154V155H169ZM34 155V156H33ZM57 155V156H56ZM69 155V156H68ZM71 155V156H70ZM96 156V158L94 156ZM169 155V156H168ZM17 156V157H16ZM33 156V157H32ZM44 156V157H42ZM92 156V157H91ZM104 158H103V157ZM109 156V157H108ZM14 157V158H13ZM20 157L21 160H18ZM46 157V158H45ZM70 157V158H69ZM83 157V158H82ZM90 160H89V158ZM94 157V158H93ZM117 157V158H116ZM171 157L173 159H171ZM5 157V159H7ZM24 160H23V159ZM27 158V159H26ZM39 158V159H38ZM49 158V159H48ZM54 158V159H53ZM72 158V159H71ZM106 158V159H105ZM109 158V159H108ZM115 158V159H113ZM3 159V160H5ZM36 161H35V160ZM155 159V160H153ZM163 159V160H162ZM175 159V160H174ZM8 160V159H7ZM19 162H18V161ZM28 160V161H27ZM40 160V162H39ZM54 160V161H53ZM68 160V162H67ZM70 160V161H69ZM105 160V161H104ZM107 160V161H106ZM115 160V161H114ZM160 160V161H159ZM173 160V162L175 161V164L171 161ZM24 163H23V162ZM32 161V162H30ZM43 161V162H41ZM47 161V162H46ZM78 161V162H77ZM153 161V162H152ZM39 162V163H38ZM158 164H157V163ZM177 162V163H176ZM35 163V164H34ZM43 163V164H42ZM48 163V164H47ZM49 163L51 165H49ZM55 163V164H54ZM57 163V164H56ZM67 163V164H65ZM82 163V164H81ZM89 163V164H88ZM115 163V164H114ZM154 164L152 166V164ZM171 163V164H170ZM70 164V165H69ZM71 164H74V165H71ZM104 164V165H103ZM108 164V166H107ZM112 164V165H111ZM161 164V165H160ZM165 164V165H164ZM168 164V165H167ZM170 164V165H169ZM176 165L174 167H172L173 165ZM43 165V166H42ZM49 165V167H48ZM56 165V166H55ZM67 165V166H66ZM83 165V166H82ZM91 165V166H90ZM96 165V166H95ZM101 165V166H100ZM116 165V166H115ZM164 165V166H163ZM23 166V167H21ZM37 168H36V167ZM65 166V167H64ZM71 166V167H70ZM73 166V168H72ZM78 166V167H77ZM82 166V167H81ZM157 168H156V167ZM160 166V167H159ZM169 166V167H168ZM171 166V168H170ZM14 167V166H13ZM39 167V168H38ZM44 167V168H43ZM47 167V169H46ZM63 169H62V168ZM67 167L68 170H66L65 168ZM70 167V168H69ZM166 169L168 168V171L166 169H163L165 168ZM14 168H17V167H14ZM72 168V169H71ZM159 168V169H158ZM170 168V169H169ZM176 168V169H174ZM41 173H40V171ZM65 169V171H64ZM93 169V170H92ZM135 169V170H134ZM163 169V170H162ZM173 169V170H172ZM36 170V171H35ZM45 170V171H44ZM63 170V171H62ZM111 172H110V171ZM119 170V172H118ZM166 173H165V171ZM170 170V171H169ZM63 173H62V172ZM67 171V172H66ZM69 171V173H68ZM76 171V172H75ZM90 171V172H89ZM94 171V172H93ZM115 171V172H114ZM124 171V172H123ZM155 171V173H154ZM159 171V172H158ZM103 172V173H102ZM110 172V173H109ZM127 174H126V173ZM156 172H158L159 174H157ZM36 173L37 174V177L36 175L34 174ZM44 173V174H43ZM66 173V175H65ZM164 173V174H163ZM168 173V174H167ZM42 176H40V175ZM77 174V175H76ZM94 174V175H92ZM101 174V175H100ZM112 174V175H111ZM152 174V175H151ZM154 174V175H153ZM163 174V175H162ZM169 174L170 176H172L171 178L169 177ZM172 174V175H171ZM39 175V176H38ZM49 175V176H48ZM65 177H64V176ZM70 177L73 176V177ZM89 175V176H88ZM96 175V176H95ZM161 175V176H160ZM165 175V176H164ZM167 175V176H166ZM80 176V177H79ZM91 176V177H90ZM158 176V177H157ZM160 176V177H159ZM40 177V178H39ZM44 179L45 182L41 181ZM169 177V178H168ZM21 178V177H20ZM35 178V179H34ZM50 179V180H47V179ZM72 178H74L72 180ZM77 178H80V179H77ZM86 178V179H85ZM89 178V179H88ZM93 181H92V179ZM97 178V180H96ZM105 178V179H104ZM121 178V179H120ZM155 178V179H154ZM168 178V179H167ZM25 179L23 180L21 178V180H23V182L25 181ZM71 179V180H70ZM85 179V180H84ZM100 179V181H98ZM115 179V180H114ZM120 179V180H119ZM125 179V180H124ZM154 179V180H152ZM30 180H27L29 181V184H27L26 187H30V183H32ZM39 180V181H38ZM53 180V181H52ZM76 180V181H75ZM82 180V181H81ZM95 180V181H94ZM106 180V181H105ZM161 180V182H159ZM75 183H74V182ZM112 181V182H111ZM120 181V182H119ZM132 181V182H131ZM155 181H157L158 183H155ZM26 182V181H25ZM24 182V183H25ZM47 182V183H46ZM79 184H77V183ZM94 182V183H93ZM97 182V183H96ZM108 182V183H107ZM131 182V183H130ZM135 182V183H134ZM28 183V182H27ZM40 183V184H39ZM47 185H46V184ZM49 183H50V187L53 189L51 190V188L49 187ZM68 183V184H67ZM72 183V185H71ZM127 183V184H125ZM149 183V184H148ZM152 183V185H151ZM35 184V185H34ZM41 184H44L43 186ZM52 184H55V185H52ZM70 184V185H69ZM74 184V186H73ZM88 184V185H87ZM96 184V185H95ZM109 184V185H108ZM137 184V185H136ZM141 184V185H140ZM38 185V186H37ZM41 185V186H40ZM52 185V186H51ZM86 185V186H85ZM92 185V186H91ZM101 185V187H100ZM104 185V186H103ZM149 185V186H148ZM152 188H150L151 186ZM160 185V186H159ZM41 188H40V187ZM76 186V187H75ZM80 186V187H79ZM98 186V187H96ZM143 188H142V187ZM28 189L26 188L25 189V194L24 196L25 197H29L30 198V190L31 189ZM34 187V188H33ZM39 187V188H38ZM94 187V188H92ZM107 189H106V188ZM110 187V188H108ZM132 187V188H131ZM137 187V188H136ZM138 187H141V188H138ZM155 187V188H154ZM158 189H157V188ZM50 188V189H49ZM55 188V189H54ZM88 188V189H87ZM101 188V189H100ZM77 189V191H76ZM79 189V190H78ZM97 189V190H96ZM111 189V190H110ZM133 189V191H132ZM161 189V190H160ZM3 190V189H2ZM0 190V194H1V191ZM91 190H94V191H91ZM110 190V191H109ZM156 190V191H155ZM50 193H49V192ZM53 191V192H51ZM55 191V193H54ZM98 191V192H97ZM105 191V192H104ZM118 191V192H117ZM158 191V192H157ZM28 192V193H27ZM30 192V193H29ZM45 192V191H44ZM57 192V195H55ZM60 192V193H59ZM69 192V193H68ZM91 192V193H89ZM96 192V194L94 193ZM104 192V193H103ZM129 192V193H128ZM131 192V193H130ZM160 192V193H159ZM68 193V194H67ZM79 193V194H78ZM87 193V194H86ZM107 193V194H106ZM117 193V194H116ZM151 193V194H150ZM27 194V195H26ZM29 194V195H28ZM61 194V196H60ZM71 194V195H70ZM82 194V195H81ZM85 194V195H84ZM101 196H100V195ZM111 194V195H110ZM133 194V195H132ZM49 195H53L54 197L50 196ZM96 195V196H95ZM132 195V196H131ZM151 195V196H150ZM112 196V197H111ZM118 196V197H117ZM130 198H129V197ZM8 197H11L8 199ZM24 197V198H25ZM52 197V198H51ZM66 197V198H65ZM85 197V198H84ZM93 197V198H92ZM95 197V198H94ZM89 198V199H88ZM109 198V199H108ZM148 198V199H147ZM57 199H59L57 201ZM82 199V200H81ZM103 199H106L105 201ZM120 199V200H119ZM135 199V200H134ZM31 200V198H30ZM103 202H102V201ZM108 200V201H107ZM119 200V202H118ZM152 200L153 204L150 202ZM154 200V201H153ZM4 201H5V204H4ZM12 201V202H11ZM149 201V202H148ZM87 202V203H86ZM111 202V203H110ZM117 202V203H116ZM9 203V204H8ZM11 203V205H10ZM17 203V204H16ZM68 203V204H67ZM89 203V204H88ZM100 203V204H98ZM4 204V205H3ZM12 204H15L14 206ZM56 204V205H55ZM92 204V205H91ZM151 204V205H150ZM155 204V205H154ZM5 205H8V206H5ZM100 205V207H99ZM102 205V206H101ZM107 205V206H106ZM110 207H109V206ZM119 205V206H118ZM1 206H2V209H1ZM11 206V207H10ZM15 207V208H18L14 210H12L11 208ZM58 206V207H56ZM4 207V208H3ZM101 207H104V208H101ZM112 207V208H111ZM122 209H121V208ZM132 207V208H131ZM133 207L134 210H133ZM7 208L9 210H11L10 212V216L9 214H6L8 213L7 211ZM32 208V209H31ZM96 208H98L96 210ZM138 208V209H137ZM4 209H5V213L4 212ZM20 209V210H19ZM57 209V210H56ZM60 209V210H59ZM102 209V211H101ZM113 209V210H112ZM116 209V210H115ZM136 209V210H135ZM19 210V212H17ZM62 210V211H61ZM90 210V211H89ZM154 210V211H153ZM13 211V212H12ZM24 211V214L22 215V213ZM32 211V212H31ZM37 211V218L39 219V221L37 223L36 220L35 222H33L34 225H38L39 226V229L36 227L33 226V228H28L26 227L27 224H25V216L26 215H31V217H33L34 213H36ZM59 211V213H57ZM111 211V212H110ZM120 211V212H119ZM127 211V212H125ZM135 211V212H134ZM63 212V214H62ZM102 212V214H101ZM106 212V213H105ZM152 212V213H151ZM18 213V214H17ZM21 213V214H20ZM26 213V215H25ZM111 213V214H110ZM119 213V214H118ZM151 213V215H149ZM7 216H5V215ZM14 214V215H13ZM61 214V215H60ZM107 214V215H106ZM135 214H136V217H135ZM138 214V215H137ZM155 214V213H154ZM13 215V216H12ZM20 215V216H18ZM24 216L25 218H22V216ZM131 215V216H130ZM153 215V216H152ZM4 218H3V217ZM17 216V217H16ZM60 216V217H59ZM65 216V217H64ZM98 216V217H97ZM125 216V217H124ZM21 217V218H20ZM36 216H34L35 218ZM59 217V218H58ZM64 217V218H62ZM94 217V218H93ZM115 217V218H114ZM134 217V219H133ZM146 217V218H144ZM35 218V219H37ZM61 218V219H60ZM67 220H66V219ZM127 218V219H126ZM140 218V219H139ZM7 221H6V220ZM9 219V220H8ZM20 221V223L17 221L18 224H20V227L19 225H15L13 222L16 223V220ZM24 219V221H23ZM37 219V220H38ZM61 221H60V220ZM106 219V220H105ZM125 219V220H124ZM129 219V220H128ZM137 219V220H136ZM154 219V218H153ZM10 220H13L11 221L10 223ZM43 220L45 221V223H43ZM70 220V221H69ZM99 220V221H98ZM134 220V222H133ZM136 220V221H135ZM144 220V221H142ZM151 220V219H150ZM9 221V222H8ZM23 221V222H21ZM132 221V222H131ZM2 223V226H3V221H0ZM7 222V223H6ZM61 222V223H60ZM124 222V223H122ZM130 222V223H129ZM138 222V223H137ZM0 223V225H1ZM6 223V224H5ZM16 223V224H17ZM22 223V224H21ZM40 223L46 227L47 225V229L40 225ZM48 223V224H47ZM54 223V224H53ZM65 223V225H64ZM67 223V224H66ZM129 223V224H128ZM13 224V226H18L19 228H16V229H21L24 231H27V233H23V234H28L29 233L33 236L35 234V237L38 235L39 233V236H37V238L39 240H37L38 242H40V244L36 241V242H32V244L36 243L34 246L38 245L37 247H34L35 250H32L34 251V254L35 256L37 257L35 259H32L33 255H32V252H31V249L33 248H29L30 250V253H29V250L28 248H24V249H21V245L24 246V244H21L20 242H24V239L23 240H19L20 244L18 247L17 245L19 244L18 241L15 242V240L13 241V237L14 235L13 234V231L12 229L13 228H10ZM24 224V225H23ZM47 224V225H46ZM53 224V225H52ZM9 227H7V226ZM51 225V226H50ZM134 225V226H133ZM143 225V226H142ZM0 226V228L2 227ZM12 226V227H13ZM24 226V227H23ZM53 226V227H52ZM69 226V227H68ZM22 227V228H21ZM56 227V228H55ZM102 227V228H101ZM122 229H121V228ZM26 230H25V229ZM65 228V230H64ZM101 228V229H100ZM110 228V229H109ZM119 228V229H118ZM143 228V229H142ZM10 231H8V230ZM30 229V230H29ZM45 231H43V230ZM104 229V230H103ZM3 230V231H2ZM37 230V231H36ZM41 230V231H40ZM50 230V231H49ZM63 232H61V231ZM109 230V231H108ZM122 230V231H121ZM124 230V231H123ZM129 230V231H127ZM132 230V231H131ZM140 230H142L140 232ZM46 235H44V233ZM65 231V233H64ZM68 231V232H67ZM127 231V232H126ZM4 232V233H3ZM11 232V233H9ZM17 232V231H16ZM34 232V233H33ZM38 232V233H37ZM41 232V233H40ZM47 232H50L47 233ZM55 232V233H54ZM58 232V233H57ZM113 232V233H112ZM133 232V233H132ZM144 232H147L144 234ZM1 233H3L1 236ZM127 233V234H126ZM41 234V235H40ZM48 234V235H47ZM55 234V235H53ZM57 234V235H56ZM62 234V235H61ZM133 235V237L131 235ZM5 235V236H4ZM44 235V236H42ZM50 235H52V238L53 240H51L52 238L50 237ZM122 235V236H121ZM124 235V236H123ZM135 235V236H134ZM27 235H24L23 238H25ZM49 236V237H47ZM56 236V237H54ZM69 236V237H68ZM42 237V238H40ZM47 237V238H46ZM128 237V238H127ZM146 237V238H145ZM36 238V239H37ZM55 238V239H54ZM58 238V239H57ZM68 238V239H67ZM133 238V239H132ZM142 238V239H141ZM10 239V241L8 240ZM12 239V241H11ZM15 239V237H14ZM126 239V240H125ZM144 239V240H143ZM45 240V241H44ZM47 240V241H46ZM49 240V241H48ZM56 240V241H55ZM132 240V243L130 242ZM138 240V242H136ZM75 241V242H74ZM145 241V242H143ZM14 242V243H13ZM22 242V243H23ZM113 242V243H112ZM125 242V243H124ZM128 242V243H127ZM136 244H134V243ZM148 242V241H147ZM218 242V241H217ZM10 243V244H9ZM38 243V244H37ZM56 243V244H55ZM131 243V247H129L128 245ZM183 245H186V242L183 241L182 242ZM14 244V245H13ZM16 244V245H15ZM55 244V245H54ZM111 244V245H110ZM125 244L127 245V247L125 246ZM133 244V245H132ZM145 244V245H143ZM46 245L44 247H46ZM65 245V246H64ZM114 245V246H113ZM122 245V246H121ZM14 246V247H13ZM59 248H58V247ZM64 246V247H63ZM135 246V247H134ZM17 247V249H16ZM54 247V248H53ZM70 247V248H69ZM117 247V248H116ZM9 248V249H8ZM23 248V247H22ZM57 248V249H56ZM126 248L128 250H126ZM129 248H132L131 250ZM141 248V252L139 251ZM21 249V250H20ZM25 249L27 250L25 251ZM54 249V250H53ZM69 249V250H68ZM23 250L25 251V253L23 252ZM115 250V251H114ZM125 250L127 251L126 254L124 253ZM145 250V249H144ZM50 251L48 253H50ZM37 252V253H36ZM58 252V253H57ZM66 252V253H65ZM114 252V253H113ZM31 254L30 255H26V254ZM63 253V254H62ZM109 255H108V254ZM201 253V252H200ZM200 253L197 255H194V259H193V262L194 264H211V263H208L207 261L205 262L204 259H201L199 257ZM61 254V255H60ZM70 254V255H69ZM120 254V255H119ZM164 254V253H163ZM39 255V256H37ZM108 255V256H106ZM119 255V256H118ZM154 255V256H153ZM152 255V257L154 258L155 256L157 257H160V253H154ZM202 255V253H201ZM28 256V257H27ZM60 256L63 260V261H60L58 260V257ZM64 256V257H63ZM66 256V258H65ZM140 256V257H139ZM198 258H196V257ZM29 257H31L29 259ZM40 257V259H39ZM105 257V258H104ZM107 257V258H106ZM119 257V258H118ZM5 258V259H4ZM111 258V259H110ZM119 261H117V259ZM161 258V257H160ZM160 258H158L160 260ZM69 259V260H68ZM128 259V260H127ZM190 259V258H189ZM188 259V260H189ZM192 259V258H191ZM10 260V261H9ZM25 260V261H24ZM30 262H29V261ZM33 260V261H32ZM38 261V262H35V261ZM51 260V261H50ZM68 260V261H67ZM114 260V261H113ZM117 262H116V261ZM127 260V261H126ZM143 260L145 262H143ZM149 260V258H148ZM165 259H163L164 261ZM197 260V261H195ZM199 260V261H198ZM32 261V263H31ZM129 261V262H128ZM162 261V263H163ZM9 262V263H8ZM54 262V264H55ZM150 262V260H149ZM192 262V263H193ZM198 262V263H197ZM138 263V264H139ZM156 261H152V263L150 264H155Z\"/></svg>",
    "mask_w": 264,
    "mask_h": 264
},
{
    "label": "bare ground",
    "instance_id": "obj_2",
    "mask_svg": "<svg viewBox=\"0 0 264 264\" xmlns=\"http://www.w3.org/2000/svg\"><path fill=\"white\" fill-rule=\"evenodd\" d=\"M56 1H58V0H56ZM56 1H54V2H56ZM60 1V0H59ZM81 3H80V5L81 6H79V10H77V11H75V12H73V11H71L70 10V7L64 2L62 5L60 4V7L58 6V2H57V5H55V6H58V8H60V10L65 14V17L67 18V28L68 29H72V30H74V27H78V25L80 26L79 28H83L84 29V31H82V32H78L77 31V33H79V34H83L84 36L83 37H85L84 38V41L82 40V43L83 44H85V41H87L88 39V37H90L91 35L92 36H94L95 35V33H93V34H90V33H92V32H90V31H96V32H98V31H102V29L104 28L103 26L105 25V28H107L108 26H110V28H108L109 29V31H110V29H111V27H112V34H110V33H108L109 31H106V30H108V29H106L105 30V28L103 29V30H105L104 31V34H105V32L106 33H108L109 34V36H111L112 35V37L113 38H109L110 39V41H111V39H114V41H113V43H114V45L116 44H120L121 43V45H125L126 44V42H128V43H133L134 41L131 39V36L133 35V31L131 32L132 34H130V32H127V34H126V38L125 37H123V33H121V31H123V30H120L121 29V27H122V25L120 24V22H119V24H118V21H116V23L118 24H116L115 22H114V20L115 19H112V15L111 16H109V13H108V15H104L103 13H101V10L99 11V9L96 7V6H94V4H93V0H79ZM94 1H96V0H94ZM102 1H104V0H102ZM119 1V0H118ZM156 2H157V0H155ZM189 1V0H188ZM193 1V0H192ZM201 1V0H200ZM228 1V0H227ZM226 0H224V3H225V5L226 4H228V5H226V6H229V2H227ZM230 1V0H229ZM233 1H235V0H232V2H231V7L233 8V6H234V4L235 5H237L236 4V2H233ZM238 1H240V2H238L239 3V5L241 4V0H238ZM248 1V0H247ZM98 2V1H97ZM132 2V1H131ZM135 2V1H134ZM183 2V1H182ZM193 2H195V0L193 1ZM192 2V3H193ZM202 2V1H201ZM215 2V1H214ZM40 3V2H39ZM105 3V2H104ZM103 3V4H104ZM116 3V2H115ZM166 3V2H165ZM186 3V2H185ZM205 2H203V4H204ZM207 3V2H206ZM216 3V2H215ZM222 3V2H221ZM242 3H245L244 2V0H243V2ZM56 4V3H55ZM108 4V3H107ZM145 4H149V2L148 3H145ZM153 4V3H152ZM194 4V3H193ZM200 4V3H199ZM198 4V5H199ZM213 4V3H212ZM217 4V3H216ZM248 4V3H247ZM136 5V4H135ZM162 5H164V4H162ZM176 5V4H175ZM201 5V4H200ZM243 5V4H242ZM250 5V4H249ZM253 5V4H252ZM262 5V4H261ZM178 6V5H177ZM177 6H176V8H175V6L173 7V6H171V7H173L172 9H171V7H169L171 10H173V9H175L176 10V12L178 11V13H177V16H180V17H182V15L181 14H183V12H185V8H187L186 6H184L185 8H184V10L182 9V8H180L179 6V8H177ZM192 6V5H191ZM195 6H197V5H195ZM210 6V5H209ZM217 6V5H216ZM244 6V5H243ZM243 6H239V7H243ZM248 6V5H247ZM102 7V6H101ZM101 7H100V9H101ZM128 7V6H127ZM164 7V6H163ZM168 7V6H167ZM198 7V6H197ZM224 7V6H223ZM230 7V8H231ZM236 7V6H235ZM245 7V6H244ZM259 7V6H258ZM257 7V8H258ZM57 8V7H56ZM55 8V9H56ZM118 8V7H117ZM119 8H120V6H119ZM118 8V9H119ZM121 8H123V7H121ZM218 8V7H217ZM42 9V8H41ZM131 9V8H130ZM129 9V10H130ZM164 9V8H163ZM193 9V8H192ZM191 9V10H192ZM227 9H229V8H227V7H225V11L224 12H228V10ZM240 9V8H239ZM160 10H161V7H160ZM174 10V11H175ZM197 10H198V8H197ZM200 10V9H199ZM221 10H223V9H221ZM227 10V11H226ZM232 9H229V13H230V11H231ZM243 10V9H242ZM260 10H262V11H260ZM103 11V10H102ZM120 11H121V9H120ZM127 11V10H126ZM136 11V10H135ZM142 11V10H141ZM163 12H164V10H162ZM166 11V10H165ZM169 11V12H168ZM187 11V10H186ZM192 11H194V10H192ZM258 11H259V13H258ZM258 11L256 12V15H257V13H258V17H260L261 19L260 20H263L262 18H264V8L262 9L261 7H260V9H258ZM138 12V11H137ZM153 12V11H152ZM162 12V13H163ZM167 12L168 13H170V10H168V8H167ZM172 12V11H171ZM195 12V11H194ZM215 12H216V10H215ZM220 12V11H219ZM223 11H222V13H224ZM122 13H124V11L122 12ZM157 13V12H156ZM186 13V12H185ZM188 13H190L189 11H188ZM187 14V13H186ZM186 14H184V15H186ZM194 14V13H193ZM204 14V13H203ZM219 14V13H218ZM243 14V13H242ZM145 15V14H144ZM152 15V14H151ZM158 15V14H157ZM168 15V14H167ZM189 15V14H188ZM221 15V14H220ZM220 15L219 16H217V15H215V16H217L216 18L218 19V21H220L219 20V18L218 17H220ZM235 15V14H234ZM237 15V14H236ZM246 15V14H245ZM245 15H243V16H245ZM254 15H255V12H253V16H252V14L250 15V16H252V18L254 19ZM255 15V16H256ZM131 16H132V14H131ZM134 16V15H133ZM175 16V15H174ZM189 16H191V15H189ZM194 16H196L197 17V15H194ZM193 16V17H194ZM202 16V15H201ZM222 16V15H221ZM242 16V17H243ZM109 17H111V18H109ZM148 17V15L146 16V18ZM159 17V16H158ZM164 17V16H163ZM167 17V16H166ZM199 17V16H198ZM224 17V16H223ZM228 17V16H227ZM234 19H236V20H238V19H240L239 21H242L241 19H243V18H241V16H240V14H239V17H238V15H237V17L235 18V16H232ZM248 17V15L245 17V18H247ZM257 17V16H256ZM255 17V18H256ZM115 18V17H114ZM128 18V17H127ZM132 18V17H131ZM134 18V17H133ZM145 18V19H146ZM171 18H173V17H171ZM231 18V17H230ZM238 18V19H237ZM243 19V22L244 21H246V19ZM110 19H112L113 20V22L115 23H113V22H110L111 20ZM130 19V18H129ZM162 19V18H161ZM168 19V18H167ZM175 19H178L179 21H180V19L179 18H175ZM194 19V18H193ZM220 19H222L221 17H220ZM224 19V18H223ZM222 19V21H221V23L224 21ZM225 19H227V21H228V18H225ZM249 19V18H248ZM117 20V19H116ZM118 20H119V18H118ZM131 20V19H130ZM149 20V19H148ZM178 20H176V21H178ZM230 20H232V18L230 19ZM257 20V19H256ZM256 20H254L255 22H258V20L256 21ZM259 20V21H260ZM109 21V23H107ZM129 21V20H128ZM170 21H171V19H170ZM173 21V23H176V22H174L175 20H172ZM184 21V20H183ZM199 21V20H198ZM235 21V20H234ZM251 21H252V19H251ZM250 21V22H251ZM125 22V21H124ZM181 22H182V20H181ZM225 22V21H224ZM243 22H242V24H243ZM249 22V23H250ZM263 22H264V20H263ZM107 23V24H106ZM110 23H111V25H110ZM113 23V24H112ZM121 23H122V21H121ZM129 23H131L130 21H129ZM134 23V22H133ZM136 23V22H135ZM167 23H168V20H167ZM166 23V24H167ZM171 23V22H170ZM168 24V27H169V29L168 30H174L175 31V33L176 32H180L181 30L179 29V28H181L182 27V24L181 25H179L178 23L179 22H177L176 24ZM217 23V22H216ZM238 23V22H237ZM161 24H163V23H161ZM160 24V25H161ZM165 24V23H164ZM163 24V25H164ZM165 24V25H166ZM189 24V23H188ZM225 24V23H224ZM226 24H228V22H226ZM229 24H230V22H229ZM227 25V26H229V27H231V25ZM239 24H241V22L239 23ZM246 24V22L243 24V25H245ZM248 24V23H247ZM246 24V25H247ZM252 24H254V23H252ZM259 24H260V22H259ZM259 24H258V29H259ZM262 24H263V26H262ZM262 24H260V27L262 26V28L264 27V23H262ZM108 25V26H107ZM125 25H129L128 23H126ZM124 25V27H126ZM165 25L163 26V27H165ZM191 25V24H190ZM217 25V24H216ZM236 24H234V26H235ZM181 26V27H180ZM196 26V25H195ZM241 27H242V25H240ZM239 26V27H240ZM248 26H250V24L248 25ZM73 27V28H72ZM152 27V25L150 26V28ZM162 27V26H161ZM167 27V26H166ZM179 27V28H178ZM232 27H233V25H232ZM236 27V26H235ZM234 27V28H235ZM238 27V26H237ZM240 27V28H241ZM244 27V26H243ZM256 26H254V30H258V29H255V28H257ZM75 28V29H76ZM123 28V27H122ZM130 28V27H129ZM144 28V27H143ZM157 28V27H156ZM193 28H194V25H193ZM240 28H237V29H239V31L238 32H240L241 33V29ZM247 28V27H246ZM245 28V29H246ZM261 28V29H262ZM88 31V33L87 32H85L86 30ZM134 29H136V28H134ZM139 29V28H138ZM164 29V28H163ZM192 29V28H191ZM236 29V30H237ZM260 29V30H261ZM158 30V29H157ZM165 30V29H164ZM176 30H178V31H176ZM180 30V31H179ZM195 30V29H194ZM199 30V29H198ZM247 30L250 32V30H249V28H247ZM161 31V30H160ZM167 31V30H166ZM245 31V30H244ZM259 31V30H258ZM149 32V31H148ZM157 32V31H156ZM172 32V31H171ZM171 32H170V34H171ZM181 32H183V31H181ZM238 32H237V34H238ZM246 32V31H245ZM251 32H254L255 34L257 33V32H255V31H253V27H252V31ZM4 33H8V32H6V31H4ZM77 33L75 34L74 33V35H77ZM100 33V35H101V32H99ZM103 33V32H102ZM129 33V34H128ZM141 33V32H140ZM158 33V32H157ZM161 33V32H160ZM165 33V32H164ZM168 34H169V32H167ZM175 33H173L172 32V34L171 35H173V34H175ZM240 33H239V35H240ZM243 33V32H242ZM264 33V31L262 32V34ZM66 34V33H65ZM68 34H70V33H68ZM67 34V35H68ZM72 34V33H71ZM103 34V35H104ZM107 34V35H108ZM124 34H125V31H124ZM136 34V33H135ZM162 34V33H161ZM160 34V35H161ZM244 34V33H243ZM261 34V33H260ZM66 35V38H69L68 36ZM74 35H72L71 37H73L72 38V40L73 39H75L76 40V37H74ZM90 35V36H89ZM127 35H129L128 37H127ZM140 35V34H139ZM138 35V36H139ZM145 35V34H144ZM166 36H167V34H165ZM183 35V34H182ZM251 35H252V33H251ZM254 35V34H253ZM24 36V35H23ZM137 36V37H138ZM143 36V35H142ZM147 36V35H146ZM153 36V35H152ZM157 36V35H156ZM155 36V37H156ZM159 36V35H158ZM245 36V35H244ZM249 36V35H248ZM247 36V37H248ZM52 37H53V35H52ZM133 37V36H132ZM141 37V36H140ZM169 37V36H168ZM173 37H175V40H176V38L177 37H180L179 39H181V40H183L184 38V36L182 37L181 36V34H179L178 35V33L176 34V35H173ZM183 39H182V38ZM243 37V36H242ZM250 37V36H249ZM252 37V36H251ZM261 37H264V35H262ZM28 38V37H27ZM32 38V37H31ZM94 38H95V36H94ZM100 38V37H99ZM98 38V39H99ZM103 38H105V37H103ZM171 38H172V36H171ZM253 38V37H252ZM29 39V38H28ZM65 39V38H64ZM97 39V38H96ZM101 39V38H100ZM109 39L107 38V40L106 41H104L103 39L102 40H99V42H95V40L93 39V37H92V39H91V37H90V40H92V41H94V44L92 43V41H90L89 43H91V44H89V47H90V49H92L91 50V52L93 51V48L95 47V46H93V45H95V43H97V44H99L100 43V41H102V45L100 44V46H103V52H101V53H106L105 51L106 50H109V49H106L105 47H107V46H105V43H106V45H111V44H109ZM174 39V38H173ZM178 39V38H177ZM245 39V38H244ZM255 39V38H254ZM38 40H39V38H38ZM69 40H71V38L69 39ZM74 40V42L73 41H71L68 45H70L71 46V43H72V45H73V43H74V45L72 46V47H74L76 44H81V43H79V42H81V40L80 39H77L76 41ZM168 40V39H167ZM190 40V39H189ZM192 40V39H191ZM190 40V41H191ZM245 40H247V39H245ZM30 42H32V40L30 39L29 40ZM98 41V40H97ZM136 41V40H135ZM155 41V40H154ZM164 41V40H163ZM255 41V40H254ZM257 41H259V40H257ZM261 41V40H260ZM260 41L259 42H256L255 44L259 47V45H258V43L260 44V46H261V44L263 43H260ZM13 42H15V41H13ZM12 42V43H13ZM19 41H17L16 43H18ZM66 42L68 43L69 41H67L66 40ZM88 42V41H87ZM105 42V43H104ZM136 42H138V41H136ZM135 42V43H136ZM179 42H180V40H179ZM189 42V41H188ZM248 42V41H247ZM252 42V41H251ZM1 43H3L2 41H1ZM0 43V44H1ZM4 43H5V41H4ZM11 43V42H10ZM11 43V44H12ZM61 43H63V41L61 42ZM112 43V42H111ZM161 43V42H160ZM163 43V42H162ZM183 43V42H182ZM185 43V42H184ZM183 43V44H184ZM190 43V42H189ZM5 44H7V43H5ZM21 44V43H20ZM55 44V43H54ZM65 43H63V45H64ZM87 44V43H86ZM96 44V45H97ZM167 44V43H166ZM182 44V45H183ZM248 44V43H247ZM246 44V45H247ZM252 45H253V43H251ZM251 44H249V45H251ZM2 45H4V44H2ZM68 45H65V46H63V48H65V49H62V46H61V48H59V49H61V52L63 53V55H59L60 57H68V55H69V53H72V51H74V50H71L70 49V47L68 46ZM82 45V44H81ZM133 45V44H132ZM138 45H139V43H138ZM144 45V44H143ZM142 45V46H143ZM154 45V44H153ZM153 45H152V47H153ZM171 45V44H170ZM184 45H186V44H184ZM248 45V46H249ZM251 45V46H252ZM54 46H56V45H54ZM57 46H58V44H57ZM86 46V45H85ZM91 46L93 47V48H91ZM105 46V47H104ZM136 46V45H135ZM163 46V45H162ZM188 46V45H187ZM193 46V45H192ZM250 46V47H251ZM50 47H53V45H51ZM68 47H69V49L71 50H69L68 49ZM78 47V46H77ZM87 47H88V44H87ZM87 47H84V45H83V49H87V50H90L89 48H87ZM96 47H98V45L96 46ZM111 47V46H110ZM137 47V46H136ZM141 47V46H140ZM151 47V46H150ZM149 47V48H150ZM170 47V46H169ZM168 47V48H169ZM186 47V46H185ZM252 47H254L255 48V46L253 45ZM251 47V48H252ZM258 47H256L255 49H258ZM54 48V47H53ZM79 48V47H78ZM78 48H74V49H76L74 52L76 53H74L75 54V56H77L78 55V53H81V51L83 50L82 48H79L81 51H79L78 50ZM99 48H102V47H99ZM99 48H94L95 50H94V52L96 51H100V50H97V49H99ZM104 48L106 49L105 51H104ZM115 48V47H114ZM190 48V47H189ZM222 48V47H221ZM260 48V47H259ZM261 48H263L264 49V44H263V47L261 46ZM50 49V48H49ZM153 49V48H152ZM246 49H247V46H246ZM54 50H56L57 51V49H55L54 48ZM70 51V52H68V51ZM111 50V49H110ZM113 50V49H112ZM160 50V49H159ZM163 50V49H162ZM249 50V49H248ZM260 49H258V52L260 53L261 51H259ZM51 51L53 52V49H51ZM51 51H49V50H47L46 49V51H45V54L47 53V54H51ZM60 51V50H59ZM59 51H57L56 53H58ZM141 51V50H140ZM241 51V50H240ZM250 51H251V49H250ZM255 50H253L252 52H254ZM48 52H50V53H48ZM84 52H86V51H84ZM87 52H89V51H87ZM93 52V53H94ZM108 52V51H107ZM242 52V51H241ZM246 52V51H245ZM256 52H257V50H256ZM256 52H254V53H256ZM72 53V54H73ZM93 53H91V54H93ZM109 53V52H108ZM113 53V52H112ZM168 53V52H167ZM229 53H230V51H229ZM251 53V52H250ZM253 53V54H254ZM258 53V55L259 56H263V55H260ZM59 54V53H58ZM57 54V55H58ZM82 54V56H84L83 54V52L81 53ZM81 54H79L80 55V58H81ZM87 54V53H86ZM85 54V55H86ZM178 54V53H177ZM188 54V53H187ZM213 54V53H212ZM247 54H248V51H247ZM262 54H263V52H262ZM53 55H56L55 53H53L52 54V57H51V59L49 58V62L51 63L52 61H50V60H53L52 58H54V61L55 62H53V64H54V68L56 67L57 68V70L59 71L60 69H62V68H60L61 66L63 67V65H62V60H60L59 61V59H60V57L59 56H55V57H53ZM78 55V56H79ZM98 55H99V53H98ZM113 55V54H112ZM170 55H171V53H170ZM219 55V54H218ZM224 55V54H223ZM222 55V56H223ZM232 55V54H231ZM257 55V53L254 55V56H258ZM49 56V55H48ZM48 56H46L47 58H48ZM88 56V55H87ZM90 56V55H89ZM96 56V55H95ZM105 56V55H104ZM233 56V55H232ZM234 56H237V57H239L238 56V54L236 53V55L234 54ZM233 56V58L235 59V61H233L232 60V58L231 57H229L228 56V58H231L230 60H232L231 62H233V63H231V64H229V62H230V60H228L227 58V60L226 61H229V62H226V64L228 65V67L226 66V68L228 69V71H230L231 70V72H229V75H230V77H235L234 78V80H235V82L233 83V85L231 84L232 82H230V84L232 85L231 87H229L230 85H229V83L227 84L228 86H226V93L228 94L227 95V97H229V98H227L228 100H231V101H226L225 100V98H223V97H221L220 96V98H218V97H216L217 98V101H220L221 103V105H217L215 102V100H216V98H214L216 95H214V92H216V94H217V91L216 90H214V89H212L213 91H211L210 90V88H208L207 89V93H204L205 95L206 94H209V95H206L205 96V98L207 99V97L209 96V97H211L210 95L212 94V98H214V99H211L210 98V100H211V102L214 100V103L212 102V104L213 105H216V106H219V107H221L222 108V110H223V112L225 111V112H227L226 110H228V109H232L233 108V110H235V112H238V113H242V114H239L240 116L242 115L243 117H245V119L243 118V117H240V122L239 121H237V123L238 124H236L237 125V127L238 128H242L245 124L244 123H246L247 122V120H246V116H247V119H249L248 117H250V115H251V111H252V113H254L253 112V110H251L252 108L254 109V110H260V109H256L255 107H257V105L255 104V103H249V102H247L248 101V99L246 100V97L247 96H245L244 98H243V96L245 95V92H246V90H248V93H246V95L247 94H249L250 92H252L253 94L255 93V92H257V91H259L258 90V88H260V85H261V90H263L264 89V86L262 87V84H263V82H259L260 83V85H258V84H256V77H258V74H259V70L260 69H258V73H257V76H255V77H253L254 79V82H252L251 80H250V78H252V77H250L249 78V76L252 74V71L254 70V68L253 69H251L252 67H251V65H253L254 63H253V59L252 58H255L254 56L253 57H248L247 58V55H246V58H244V56H242V55H240V56H242L243 57V62H244V60L246 59V61L248 62H244V64L245 63H247L246 65H244L243 63H241L240 61H239V59H240V57H239V59H237L236 60V58ZM250 56H252V54L250 55ZM42 57H45L44 56V54H43V56ZM56 57H59L58 59H56ZM62 57V58H63ZM70 57H73V55H71ZM86 57V56H85ZM98 57V56H97ZM213 57V56H212ZM217 57V56H216ZM221 57V56H220ZM226 57V56H225ZM83 59H84V57H82ZM86 58H88V57H86ZM85 58V59H86ZM180 58V57H179ZM223 58V57H222ZM41 59H43V58H41ZM68 59V58H67ZM71 59V58H70ZM206 59H208V58H206ZM214 59V58H213ZM219 59V58H218ZM249 59H251L252 60V64L250 63V60ZM263 59V58H262ZM262 59H258V60H262ZM66 60V59H65ZM110 60V59H109ZM180 60V59H179ZM185 60V59H184ZM215 60H216V58L213 60V64L211 63V65H214V67H212L211 68V65H210V67H209V70H215L216 71V63H218V62H215ZM241 60V59H240ZM212 61V59H210V61H208V63L209 62H211ZM220 62V67L222 68V69H220V67L219 68H217L218 70H217V72L216 73H218V75H219V77H221V79L223 80V76H225L226 74H223L227 69H224L223 67L225 66L223 63L225 62L224 60L222 61V60H219ZM221 61L223 62L222 64H221ZM256 61V60H255ZM263 61L264 60H262L261 62V64L260 65H262V69H264V65H263ZM43 62V61H42ZM47 62H48V60H47ZM45 63V65L47 66V68L49 67L50 68V65L52 64H50V63ZM185 62V61H184ZM259 62L260 61H258V64H259ZM44 63V62H43ZM42 63V64H43ZM148 63V62H147ZM218 63V64H219ZM257 62H255V65L254 66H259L258 64H256ZM48 64H50V65H48ZM170 64V63H169ZM177 64H179V63H177ZM210 64V63H209ZM149 65V64H148ZM174 65H176V64H174ZM173 65V67H175ZM222 65H223V67H222ZM44 66V65H43ZM46 66H44V67H46ZM65 66V65H64ZM67 66V65H66ZM171 66V65H170ZM170 66H169V68H168V70L170 69ZM229 66H231V69H230V67ZM253 66V67H254ZM142 67V66H141ZM172 67V69H173V71H174V69H176V67L175 68H173ZM178 67H179V65H178ZM177 67V68H178ZM190 67V66H189ZM250 67V68H249ZM52 68V67H51ZM59 68V69H58ZM149 68V67H148ZM182 68V67H181ZM211 68V69H210ZM215 68V69H214ZM259 68H261V66L259 67ZM68 69V68H67ZM74 69V68H73ZM141 69V68H140ZM171 69V70H172ZM223 70L222 72L220 71V70ZM251 69V70H250ZM262 69H261V72L262 73H264V71H262ZM158 70V69H157ZM156 70V71H157ZM178 70V69H177ZM176 70V71H177ZM181 69H179V73H183L184 71H180ZM182 70H184V69H182ZM187 70V69H186ZM189 70V69H188ZM187 70V71H188ZM202 70V69H201ZM205 70V69H204ZM211 70V72H213ZM85 71V70H84ZM156 71H155V73H156ZM176 71H174L175 73H176ZM193 71V70H192ZM214 71V72H215ZM219 71L221 72L220 74H219ZM75 72V71H74ZM87 72V71H86ZM151 72V71H150ZM158 72V71H157ZM161 72H162V69H161ZM161 72L159 73L158 72V74H159V76H158V78L159 77H162V76H160V74H161ZM165 72V71H164ZM168 72V71H167ZM170 72V71H169ZM172 72V71H171ZM186 72V71H185ZM197 72V71H196ZM207 71H205V73H206ZM214 72H213V74H214ZM227 72V71H226ZM225 72V73H226ZM255 72V71H254ZM253 72V73H254ZM257 72V71H256ZM189 73V72H188ZM187 73V74H188ZM215 73V74H216ZM262 73H260V74H262ZM139 74V73H138ZM157 74V75H158ZM166 74V73H165ZM165 74H163V75H165ZM177 74V73H176ZM210 71H209V80H211L212 79V81L215 79V83H216V80L217 81H219V77H218V75H216L217 77L215 78L214 76V79H213V77H210ZM212 74V75H213ZM221 74H223L222 76H220ZM169 75V74H168ZM174 75V74H173ZM172 75V77H174V79H175V76H173ZM190 75V74H189ZM195 75V74H194ZM194 75L192 74V76L194 77ZM199 75V74H198ZM198 75H196L198 78L201 76H198ZM202 75H204L205 76V74H202ZM207 75V74H206ZM229 75L227 76H225V80H226V78H228V80H229ZM256 75V74H255ZM180 76H182V74H180ZM183 76H185V74H183ZM208 76V75H207ZM206 76V77H207ZM154 77V76H153ZM166 77V76H165ZM165 77H162V78H165ZM169 77V76H168ZM177 77L178 78H180L179 77V75L177 74ZM191 76H189V78H190ZM206 77H204V78H206ZM223 77V78H222ZM259 77H263V75L261 76H259ZM10 78V77H9ZM138 78V77H137ZM140 78V77H139ZM162 78H160L159 80H158V82L157 83H159V81H160V83H159V88H158V90H159V92H161V94H162V96H163V94L165 93V95H167L168 93H166L165 92V90L167 89H165V87H170L171 86V84H170V86H167V85H165V84H167L168 82H170V80H168V78H167V80H168V82L166 83V82H164L165 81V79H162ZM189 78H188V81H190L189 80ZM197 78V79H198ZM3 79V78H2ZM5 79H7V78H5ZM154 79V78H153ZM157 79V78H156ZM162 79V80H161ZM173 79V78H172ZM171 79V80H172ZM177 79V78H176ZM192 79V78H191ZM196 79V78H195ZM197 79L195 80V81H197ZM201 79H202V77H201ZM1 80V79H0ZM4 80V79H3ZM3 80H1V81H3ZM10 80H11V78H10ZM14 80V79H13ZM140 80V79H139ZM139 80H137V82L139 81ZM180 80V79H179ZM181 80H184V77H182L181 78ZM207 80V79H206ZM222 81V82H224L223 83V86H224V84H225V82H227L228 80H226V81ZM230 80H232V79H230ZM259 80H261V78H259V79H257V81H259ZM263 80H264V77H263ZM263 80H261V81H263ZM143 81V80H142ZM146 81V80H145ZM155 81V80H154ZM173 81V80H172ZM171 81V82H172ZM198 81H200L199 79H198ZM197 81V82H198ZM202 82H203V80H201ZM200 81V82H201ZM221 81V80H220ZM182 81H180L179 82V84L181 83ZM184 82V81H183ZM197 82H194V80H191V84L193 83V85L195 86V88L193 87V85H191L192 86V88H191V86H190V90H193V89H196L197 87H199V89L202 91L203 89H204V82H203V89H201L200 87V85H196V83ZM199 82V83H200ZM214 82V81H213ZM5 83H6V85L8 86V84H9V82L7 83L6 81H5ZM4 83V84H5ZM178 83V82H177ZM176 83V84H177ZM195 83V84H194ZM218 83V82H217ZM216 83V84H217ZM1 84V83H0ZM150 84H152V83H150ZM154 84V83H153ZM175 84V85H176ZM183 84V83H182ZM184 84H185V82H184ZM183 84V85H184ZM186 84H189V83H186ZM198 84V83H197ZM2 85V84H1ZM1 85H0V90H1V95L5 98V100H6V97H7V95H9L10 93H11V91H15V90H11V88H13L12 87V83L11 84H9V85H11V88H10V92H9V90L8 89H5V88H3V87H6V86H3V87H1ZM148 86V90H149V85H147ZM147 86H145V87H147ZM173 86V85H172ZM187 86V85H186ZM197 86V87H196ZM259 86V87H258ZM10 87V86H9ZM127 87V86H126ZM164 87V88H163ZM178 87V86H177ZM180 87H181V84H180ZM205 87H207V86H205ZM7 88V87H6ZM131 88V87H130ZM141 88V87H140ZM184 88V87H183ZM188 88V87H187ZM263 88V89H262ZM153 89V88H152ZM151 89V90H152ZM157 89V88H156ZM165 89V90H164ZM172 89V88H171ZM180 89V88H179ZM199 89H197L198 91H199ZM6 90H8V91H6ZM145 90H146V88H145ZM173 90V89H172ZM185 90V89H184ZM187 90H189V89H187ZM197 90H195V92L197 91ZM143 91V90H142ZM147 91V90H146ZM145 91V94L144 95H146V93H147V95H149L148 93H149V91L148 92H146ZM179 91V90H178ZM186 91V90H185ZM201 91L200 92H198V93H201ZM204 91H206V88H205V90ZM213 92V93H209V92ZM253 91H255V92H253ZM264 91V90H263ZM9 92V93H8ZM16 92V91H15ZM14 92V93H15ZM151 92V91H150ZM164 92V93H163ZM190 92H194V91H190ZM203 92V91H202ZM260 92V91H259ZM133 93V92H132ZM138 93H140V95H139V97H136L137 99H138V101L140 100H142L143 98H145L142 94H141V92H138ZM154 93H155V91H154ZM169 93H170V91H169ZM179 93V92H178ZM180 93H181V91H180ZM252 93H250V94H252ZM261 93H263V92H261ZM151 95L153 94V93H150ZM156 94V93H155ZM177 94V93H176ZM202 94V93H201ZM249 94V95H250ZM253 94H252V96H253ZM258 95L260 94V93H257ZM257 94L255 95V96H257ZM106 95V92L104 91L103 92V94H102V99L104 98V96ZM118 95V94H117ZM146 95V96H147ZM158 95H159V97H160V94L158 93ZM182 95H183V93H182ZM193 95V94H192ZM263 95V94H262ZM262 95H260L259 96V98L261 97V98H264ZM1 96V97H2ZM10 96V95H9ZM14 96V95H13ZM115 96V95H114ZM135 96V95H134ZM170 96V95H169ZM169 96L167 97L169 100H171V101H173L172 99H173V97L174 96H171L170 98H169ZM181 96V95H180ZM197 96H201V95H197V93H196V96L195 97H197ZM251 96V95H250ZM0 97V98H1ZM75 97V96H74ZM106 97V96H105ZM156 97H157V95H156ZM179 97V96H178ZM203 97V102H204V100H205V98H204V95L202 96ZM209 97H208V100H209ZM258 97V96H257ZM9 98V97H8ZM7 98V100H9ZM112 98H113V94H112ZM115 98V97H114ZM147 98H148V96H147ZM167 98H166V100H165V102H168L167 101ZM176 98V97H175ZM247 98H249V97H247ZM256 98V97H255ZM254 97H253V99H255ZM13 99V98H12ZM11 99V100H12ZM15 99V98H14ZM100 99V98H99ZM105 99V98H104ZM107 99V98H106ZM117 99V98H116ZM120 99V98H119ZM122 99V98H121ZM125 99V98H124ZM153 99V98H152ZM157 99L159 100V98L157 97ZM163 99H165V98H163ZM162 99V100H163ZM181 99V98H180ZM180 99H178V101L180 100ZM196 99V98H195ZM197 99H198V97H197ZM218 99H220V100H218ZM223 99V100H222ZM1 100V99H0ZM6 100V101H7ZM17 100V99H16ZM44 100V99H43ZM42 100V101H43ZM72 100H73V98H72ZM115 100V99H114ZM118 100V99H117ZM144 100V99H143ZM143 100H142V102H143ZM146 100V99H145ZM182 100V99H181ZM207 100V101H208ZM244 100H246V102L245 103H242V102H244ZM249 100H250V98H249ZM256 101H258L259 103V107H261V109H262V106H263V104H264V100L263 99H260V101H259V99L257 98V99H255ZM10 101V100H9ZM8 101V102H9ZM18 101H19V99H18ZM49 101V100H48ZM108 101V100H107ZM135 101H136V99H135ZM148 101H149V99H148ZM156 101V100H155ZM177 101V100H176ZM251 101V100H250ZM253 101V100H252ZM255 101V102H256ZM1 102V101H0ZM3 102H5V101H2V103ZM17 102V101H16ZM44 102V101H43ZM104 102V101H103ZM181 102V101H180ZM206 102V101H205ZM208 102H210V101H208ZM207 102V103H208ZM254 102V101H253ZM6 103V102H5ZM42 103V102H41ZM49 103V102H48ZM50 103H52V101L50 102ZM110 103V105H111V102H109ZM115 103V102H114ZM129 104H130V102H128ZM131 103H132V101H131ZM136 103V102H135ZM138 104L139 103H141V102H137ZM177 103V102H176ZM217 103H219V102H217ZM257 103V102H256ZM1 104V103H0ZM45 104V103H44ZM116 104V106H117V103H115ZM114 104V105H115ZM134 104V103H133ZM132 104V105H133ZM137 104V105H138ZM147 104V103H146ZM152 104V103H151ZM173 104V103H172ZM188 104V103H187ZM198 104V103H197ZM196 104V105H197ZM1 105H4V107H5V113H7L6 115H3V116H7L10 112H12L13 110H11V104H9V105H5V104H1ZM1 105H0V111H1V109H2V107H1ZM47 105H49V104H47ZM46 105V106H47ZM53 104H51V106H52ZM77 105V104H76ZM83 105V104H82ZM156 105L158 106V108H160L161 110H163V109H171V110H173V107H175L176 106V104H175V102H174V106L172 105V107H170V108H167V107H169V106H167L166 104H164L163 103V101L160 103V100H159V102L157 103L156 102ZM171 105V104H170ZM177 105H180V104H178L177 103ZM184 105H185V103H184ZM183 105V106H184ZM195 105V106H196ZM41 106V105H40ZM45 106V105H44ZM46 106L44 107V111H45V108H46ZM73 106V105H72ZM103 106V105H102ZM138 106H140V104L138 105ZM138 106H136L137 108H136V114H137V116H138V113L137 112H139V111H137V109L139 108ZM153 106H154V102H153ZM181 106H182V104H181ZM199 106V105H198ZM202 106V103H201V105L199 106V107H201ZM205 106V105H204ZM203 106V107H204ZM210 106H211V104H210ZM216 106H214V108H212L213 106H211V110L213 109H215V107ZM231 106V107H230ZM233 106V107H232ZM3 107V108H4ZM13 107V106H12ZM91 107H93V106H91ZM108 107H109V105H108ZM108 107H106V111H109V110H107V108ZM134 107V106H133ZM141 108H142V105L140 106ZM156 107V106H155ZM178 107H180V106H178ZM177 106H176V108H178ZM193 107V106H192ZM192 107H190V108H192ZM202 107V108H203ZM219 107H216L217 109L219 108ZM230 107V108H229ZM41 108V107H40ZM82 108H84V107H82ZM90 108V107H89ZM98 108L100 109V107L99 106H97V110H98ZM102 109H104L103 107H101ZM113 108H115V106H113ZM158 108H156V109H158ZM181 108V107H180ZM183 108V107H182ZM221 108H219V109H221ZM226 108V109H225ZM228 108V109H227ZM241 108H244V110L242 109V110H240ZM74 109V108H73ZM101 109V110H102ZM109 109H111V108H109ZM118 109H119V107H118ZM117 109V111H119ZM134 109V108H133ZM149 109V108H148ZM155 109V108H154ZM205 109V108H204ZM47 110H49L50 111V113L52 114L54 111H53V106H52V108L51 107H48V109ZM47 110H46V112H47ZM83 110V109H82ZM86 110V109H85ZM89 110V109H88ZM97 110H94L95 112H98ZM116 110V109H115ZM141 110V109H140ZM143 111H144V109H142ZM141 110V111H142ZM171 110H169L167 113H169ZM176 109L174 108V110H173V112L175 111ZM181 110V109H180ZM185 110V109H184ZM196 110V109H195ZM202 110V109H201ZM238 110V111H237ZM239 110L240 111H242V112H239ZM264 110V109H263ZM263 110H262V112H261V110H260V112L259 113H262L263 115H264V112H263ZM32 111V110H31ZM35 111V110H34ZM43 111V110H42ZM41 111V112H42ZM48 111V112H49ZM100 111V110H99ZM111 111V110H110ZM114 111V110H113ZM122 111V110H121ZM120 111V112H121ZM123 111H124V108H123ZM134 111V110H133ZM190 111V110H189ZM192 111V110H191ZM191 111H190V113H191ZM194 111V110H193ZM192 111V112H193ZM200 111V110H199ZM198 111V112H199ZM208 111V110H207ZM230 111V110H229ZM228 111V112H229ZM232 111V110H231ZM230 111V112H231ZM247 111H248V113H247ZM28 112H30V111H28ZM36 112V111H35ZM40 112V111H39ZM40 112V113H41ZM47 112V113H48ZM78 113H79V109H78V111H77ZM82 112V111H81ZM86 112H89V113H91L90 111H86ZM105 112V111H104ZM124 112H126V111H124ZM163 112V111H162ZM172 112V111H171ZM186 112V111H185ZM185 112H183L184 114H185ZM204 112V111H203ZM211 112H213V111H211ZM216 112L219 114L220 113V110H219V112H218V110H216ZM216 112H214V113H216ZM225 112H224V115H225V117H223V119H222V121H224L225 120V118L229 115V114H225ZM227 112V113H228ZM246 113V115H245V113ZM14 113V112H13ZM31 113V112H30ZM108 113H110V112H108ZM112 113H114V112H112ZM116 113V112H115ZM114 113V114H115ZM122 113V112H121ZM154 113H155V110H154ZM157 113H159V109H158V112ZM164 113H165V111H164ZM163 113V114H164ZM178 112H176V113H174V114H177ZM189 112H188V110H187V114H188ZM207 113V112H206ZM209 113V112H208ZM207 113V114H208ZM213 113V114H214ZM231 113H234V111H232ZM257 113V112H256ZM258 113V114H259ZM0 114H1V112H0ZM35 114V113H34ZM37 114H39V113H37ZM88 114V113H87ZM92 114V113H91ZM105 114V113H104ZM103 114V115H104ZM127 114V113H126ZM134 114V113H133ZM136 114H134V115H136ZM140 114H142V113H139V115ZM162 114V115H163ZM170 115H171V113H169ZM169 114H167V115H169ZM173 114V113H172ZM235 114H237V113H235ZM234 114V115H235ZM247 114H249V115H247ZM257 114V116H259V115H261V114H259L258 115ZM12 116V117H10V116ZM8 116H9V118H6L5 120H7L8 119V124H10L13 120H14V116L13 115H11V113L9 114ZM29 115V114H28ZM54 115V114H53ZM73 115H74V113H73ZM84 115V117H86L85 116V114H83ZM109 115H111V114H109ZM113 115V114H112ZM112 115H111V117H112ZM128 115V114H127ZM127 115H125V116H127ZM130 115V114H129ZM161 115V112H160V116H162ZM164 115H166V113L164 114ZM186 115V114H185ZM192 115H196V113L194 112ZM191 115V117H193V119H194V117L195 116H192ZM203 115H204V113H203ZM215 115V114H214ZM221 115H222V113H220V118H221ZM232 115V117L234 116L233 114H231ZM230 115V116H231ZM245 115V116H244ZM253 115V114H252ZM254 115H256V114H254ZM263 115L262 116H259V117H263ZM7 116V117H8ZM33 116V115H32ZM37 116V115H36ZM102 116V115H101ZM132 116V115H131ZM130 116V117H131ZM142 116V115H141ZM156 116V115H155ZM180 116V115H179ZM178 116V117H179ZM188 116V115H187ZM202 116V115H201ZM211 116H213V115H211V113H209V117H211ZM219 116V115H218ZM230 116H228L227 118H229L230 120H225L224 122L225 123H227V122H232L234 119L233 118H235V121H236V119H237V117H239V116H237V115H235V116H237V117H233L232 119H231V117ZM257 116H255V117H257ZM1 117H2V115H1ZM17 118H18V120L20 121L21 119H19V115L18 116H16ZM15 117V118H16ZM45 117H46V115H45ZM50 117V116H49ZM56 117V116H55ZM83 117V116H82ZM84 117H83V119H84ZM88 117V116H87ZM92 117H94L93 115H92ZM111 117H110V119H111ZM113 117H114V115H113ZM112 117V119H114ZM121 117V116H120ZM123 117V116H122ZM127 117H129V116H127ZM167 117V116H166ZM189 117H190V115H189ZM191 117H190V119H191ZM215 117L216 116H214V118L212 117V120H214L215 119ZM252 117V116H251ZM2 118H4V117H2ZM13 119V120H9V119ZM16 118V119H17ZM21 118V117H20ZM29 118V117H28ZM48 118V117H47ZM59 118H61V117H59ZM67 118V117H66ZM72 118V117H71ZM74 118V117H73ZM75 118H77V117H75ZM132 118H133V116H132ZM131 118V119H132ZM138 118V117H137ZM157 118V117H156ZM165 118V117H164ZM164 118H161V120L162 119H164ZM185 118V117H184ZM204 118V117H203ZM241 118H243L244 119V121H242V119ZM258 118V117H257ZM15 119V120H16ZM35 119V118H34ZM45 119V118H44ZM64 119V118H63ZM91 120H92V118H90ZM125 119H127V118H125ZM140 119V118H139ZM139 119H138V121H139ZM147 119V118H146ZM150 119V118H149ZM166 119V118H165ZM164 119V120H165ZM176 119V118H175ZM195 119H196V117H195ZM205 119H206V117H205ZM252 119H256V118H254V116H253V118H251L250 120L252 121V122H250V123H253L254 121L252 120ZM260 119H262V118H260ZM4 120V119H3ZM18 120L14 123V125H17V126H21L20 124H18ZM22 120H23V115H22ZM21 120V121H22ZM36 120V119H35ZM39 120V119H38ZM47 120V119H46ZM62 120V119H61ZM95 120V119H94ZM135 120H136V117H135ZM163 120V121H164ZM171 120H172V118H171ZM202 120V119H201ZM206 120H208V119H206ZM209 120H211L210 118H209ZM206 121V125H207V127H208V129H210V127H209V122L210 121ZM211 120V121H212ZM216 120H219V118H216ZM232 120V121H231ZM257 121L259 120V119H256ZM10 121V122H9ZM24 121V120H23ZM64 121V120H63ZM72 121H73V119H72ZM76 121V120H75ZM81 121V120H80ZM83 121H86V119L85 120H83ZM114 121V120H113ZM115 121H116V119H115ZM121 120H119V122H120ZM130 121V120H129ZM199 121V120H198ZM215 121V120H214ZM214 121H212V125H210V126H213L214 127ZM235 121H233V123L235 124ZM246 121V122H245ZM256 121V122H257ZM260 121H264L263 119L262 120H260ZM2 122V123H1ZM27 122V121H26ZM37 122V121H36ZM68 122V121H67ZM74 122V121H73ZM104 122V121H103ZM109 122V121H108ZM107 122V123H108ZM118 122V121H117ZM141 122H142V120H141ZM152 122V121H151ZM191 122H192V120H191ZM194 122V121H193ZM217 121H215V123H216ZM229 122V123H230ZM241 122H243L242 124H241ZM5 122L4 121H1L0 120V126L2 125V124H4ZM6 123H7V121H6ZM5 123V124H6ZM22 123V122H21ZM33 124H34V122H32ZM31 123V124H32ZM49 123V122H48ZM51 123V122H50ZM59 123H60V121H59ZM63 123V125H64V122H62ZM76 123V122H75ZM79 123V122H78ZM82 122H80V124H81ZM89 123V122H88ZM106 123V124H107ZM110 123V122H109ZM111 123H112V121H111ZM111 123H110V125H111ZM125 123V122H124ZM150 123V122H149ZM148 123V124H149ZM155 123V122H154ZM160 123V122H159ZM159 123H158V125H159ZM162 123V122H161ZM171 123V122H170ZM176 123V122H175ZM180 123V122H179ZM200 123V124H199ZM199 123H197V124H199V125H201V123L202 122H200L199 121ZM205 123V122H204ZM203 123V124H204ZM208 123V124H207ZM218 123H220V121H218L217 122V124ZM229 123L226 125V124H224V123H222L221 122V124H219V127L218 128H221V126L222 127H224V125L225 126H228L229 125ZM232 123V124H233ZM240 123V124H239ZM248 123H249V121L247 122V125H248ZM30 124V123H29ZM29 124L28 125H26L27 127L29 126ZM44 124V123H43ZM70 124H71V121H70ZM112 124H114V123H112ZM121 124V123H120ZM123 124V123H122ZM126 124H128V123H126ZM129 124H131V123H129ZM138 124V123H137ZM145 124V123H144ZM146 124H147V122H146ZM202 124V125H203ZM210 124H211V122H210ZM217 124H215V127H217ZM222 124H224V125H222ZM244 124V125H243ZM258 124V127L261 125H259V123H257ZM263 124V126H262V129L259 127H253V124H250L251 126H252V131L254 130V129H256L255 131L256 132H254V133H250V134H248L249 132V130L246 132H244V130H246V129H244V127L245 128H247V129H250V127L248 128V127H246V126H244L242 129H244V130H242L243 131V133L241 134V132H240V130H238V132L239 133H237V134H240V137L239 138H237V142H238V140H239V142H240V140L242 139L241 137H249L250 136V139H251V137H252V139H254V141L252 142L251 141V144H249V142H250V140L249 141H247V139H245L244 138V141L245 142H248V144H249V146H251V148H250V150H249V148H247V147H244L245 145H244V141L242 142V143H239V145L240 144H243V147L244 148H242V145H241V148H240V151L237 153V150H239V148L236 150V146H238V143H237V145L236 144H234V147H235V149L233 150V148L234 147H232L231 145H233V143H235L236 141L234 140V139H236V138H234L233 139V136L231 135V134H233V135H235V133L234 132H237V130H235V128L236 129H238L237 127H235V128H233L235 131L234 132H232L233 130H226L225 131V129H224V131L223 132H221V131H219L220 133L219 134H217L218 133V131H217V135L216 134H214L215 133V131L213 132V130H215V129H217V128H211L210 130V132H213V134H211L210 132H209V130L206 128V126H202V127H199V125H197V126H193V127H198L197 128V130H194V128H193V131L191 130V131H187L186 132V134H185V132H183L180 128H182L183 126H181L180 128L179 127H176L175 129L177 130L178 128L181 130V134L184 136H182V135H180V138L179 137H177L176 138V135H178V134H175V137H174V134L173 133H171V134H173V137H174V139L176 138V140H179L178 141V148H177V150L173 153V156L174 157H176V161L178 162V163H180L179 164V166L181 165V167L180 168H177L178 170H174V171H172V174H174L175 172L176 173H178L179 174V176L177 177V180H176V182H175V184L173 185V186H171V187H167L164 191H162L161 193H160V195L158 194V197H157V199L154 201V203H156V205L155 206H157V207H155V209L154 210H156V212H154L153 213V215H154V219L153 218H151V216H150V219L147 221V219H145V223H143V224H145L144 226H145V228H144V231H147L148 233H149V235H146V236H149L148 237V242L146 241V247L142 250V252H141V248H140V252L141 253H139V254H141V258L143 257V258H149V260H150V262H149V260H148V258H147V264H150V263H152V261L154 262V261H156V263L155 264H194V262H193V257H194V255H197L198 256V254L201 252L202 253V255H201V253H200V255H199V257L201 258V259H204L205 260V262L207 261L208 263H211V264H264V123H262ZM13 125V126H14ZM35 125V124H34ZM46 125H47V123H46ZM45 125V126H46ZM62 125V124H61ZM68 125V124H67ZM79 125V124H78ZM109 125V124H108ZM119 125V124H118ZM118 125H115V130H116V126H118ZM134 125V124H133ZM136 125V124H135ZM139 125H141V126H143L142 124H140L139 123ZM139 125H136V129L137 130H139L140 131V128H145V127H141V126H139ZM157 125V124H156ZM166 125V124H165ZM191 125H193V124H191ZM239 125V126H238ZM240 125H241V127H240ZM11 124L9 125V127H13ZM25 126V128H27ZM41 126V125H40ZM74 126H75V124H74ZM81 126V125H80ZM79 126V127H80ZM87 126V125H86ZM91 126V125H90ZM123 126V125H122ZM128 126V125H127ZM130 126V125H129ZM132 126V125H131ZM140 128H139V127ZM160 126H162L161 124H160ZM175 126V125H174ZM234 125H231V126H229V127H231L230 129H232V127H233ZM254 126H255V123H254ZM3 127H4V125H3ZM3 127H0V190H2L1 191V199H2V197L4 196V195H6V196H11L10 195V193L13 191V193H11L12 194V196L13 195H16V194H14L15 192L17 193V197H15V199L17 200V198H18V201H15V202H17V203H19L20 205L19 206H16V207H21L20 209L22 210V209H24V208H26L27 209V207H30V205L33 207V208H40V214H38V215H40V217L42 218H44V219H46L47 221H49L48 223H51L52 222V220H51V218H53L54 217V215H55V213H54V207H53V199L54 198H52V197H54L53 195H49V197L50 196H52L51 198H52V200L50 199V198H48L46 195H45V193H46V191H47V189H37V188H35V189H31L32 188V186H33V183H34V181L32 182V180H30V179H28V178H23L22 176L24 175H22V173H25V174H28L29 172L31 173L32 171L31 170H33L34 168H32V166L30 165V166H28V163L26 164V165H24L25 167L23 168V170L20 168V171H22L20 174L22 175H20V174H18V171L16 170V169H18V166H19V164H21V163H18V166H15L16 164L14 163V162H16V161H14V162H12V163H10V164H14L13 166L14 167H17V168H14L13 166L11 167V166H5L3 163H1V162H7V161H9L10 159H12L11 157H9V158H7V156H6V150H8L9 151V149H7V147L8 146H14V143L16 144V146H17V143H19L20 144V142H17L16 143V141H15V137H16V135H14V138L12 137H10L9 136V134H7L8 136H9V138H11V139H13L14 140V142H13V140H11L10 139V141L11 142H13V144L11 145V143H10V141H9V143H8V141H7V139H6V133L4 134V130L6 129H2ZM22 127V126H21ZM48 127V126H47ZM46 127V128H47ZM51 127V126H50ZM67 127V129L69 128L68 126H66ZM66 127H64V128H66ZM71 127V126H70ZM101 127V126H100ZM110 127V126H109ZM138 127V128H137ZM149 127V126H148ZM152 127V126H151ZM170 127V126H169ZM185 127V126H184ZM16 128V127H15ZM20 128V127H19ZM24 128V127H23ZM34 128V127H33ZM39 128V127H38ZM73 128V127H72ZM72 128H70L71 130H74V129H72ZM82 128V127H81ZM93 128V127H92ZM118 128H120V127H118ZM117 128V129H118ZM126 128V130H127V127H125ZM130 127H128V129H129ZM166 128V127H165ZM226 128V127H225ZM254 128V129H253ZM257 128L259 129L258 131H257ZM2 129V130H1ZM11 130V132L14 130L13 128H8V130ZM13 129V130H12ZM21 129V128H20ZM29 129V128H28ZM35 129V128H34ZM77 129V128H76ZM82 129H84V128H82ZM87 129V128H86ZM124 129V128H123ZM152 129H154L153 127H152ZM170 129H172V128H170ZM178 129V130H179ZM186 129V127L185 128H183V130H185ZM196 129V128H195ZM221 129H223V128H221ZM17 130V129H16ZM33 130V129H32ZM40 130V129H39ZM49 130V129H48ZM47 130V131H48ZM51 130V129H50ZM79 130H80V128H79ZM90 129H88V131H89ZM120 130V129H119ZM133 130V129H132ZM137 130H135V131H137ZM143 130V129H142ZM146 130H147V127H146ZM149 130H150V128H149ZM155 131H156V129H154ZM176 130H174V133H176ZM180 130H179V132H180ZM2 131H3V133H2ZM5 131H7V130H5ZM36 131V130H35ZM43 131V130H42ZM42 131H40V132H42ZM52 131V130H51ZM51 131H48L49 133L51 132ZM68 131H70V130H68ZM86 131V130H85ZM84 131V132H85ZM87 131V132H88ZM129 131H131L130 129H129ZM139 131H137V132H139ZM162 131V130H161ZM171 131V130H170ZM169 131V132H170ZM228 131H230V132H228ZM16 132H18V131H16ZM20 132V131H19ZM30 132V131H29ZM54 132V131H53ZM66 132H67V130H66ZM75 132H78V131H75ZM82 132V131H81ZM106 132V131H105ZM123 132V131H122ZM132 132V131H131ZM130 132V134H132ZM134 132V131H133ZM143 131H141L140 133H142ZM145 132V131H144ZM152 132V131H151ZM164 132V131H163ZM251 132V131H250ZM8 133H9V131H8ZM32 133V132H31ZM35 133V132H34ZM37 133V132H36ZM44 133V132H43ZM57 133V132H56ZM64 133V132H63ZM69 133V132H68ZM68 133H67V135H68ZM72 133V132H71ZM74 133V132H73ZM90 133V132H89ZM108 133H109V131H108ZM117 133V132H116ZM120 133V132H119ZM148 133V132H147ZM156 133V132H155ZM154 133V134H155ZM177 133H178V131H177ZM185 135H184V134ZM14 134V133H13ZM37 134H39V133H37ZM53 134H55V133H52L51 135H53ZM65 134V133H64ZM92 134H93V132H92ZM104 134V133H103ZM106 134V133H105ZM113 134V133H112ZM128 134V133H127ZM145 134V133H144ZM149 134V133H148ZM156 134H158V133H156ZM163 134V133H162ZM166 134V133H165ZM6 135V136H5ZM27 135H28V133H27ZM26 135V136H27ZM34 135V134H33ZM32 135V136H33ZM42 135V134H41ZM41 135H40V137H41ZM48 135V134H47ZM50 135V136H51ZM66 135V134H65ZM76 135V134H75ZM81 135V134H80ZM89 135H91V134H89ZM94 135V134H93ZM111 135V134H110ZM114 135V134H113ZM117 135V134H116ZM150 135V134H149ZM152 135V134H151ZM164 135V134H163ZM178 135V136H179ZM8 136H7V138H8ZM13 136V135H12ZM46 136V135H45ZM55 136V135H54ZM57 136V135H56ZM73 136V135H72ZM95 136V135H94ZM102 136V135H101ZM126 136V135H125ZM132 136V135H131ZM134 136V135H133ZM145 136V135H144ZM157 136V135H156ZM167 136V135H166ZM5 137V138H4ZM47 137V136H46ZM60 137V136H59ZM64 137H66V136H64ZM78 137V136H77ZM84 137H88V136H86V135H84ZM106 137H107V135H106ZM105 137V138H106ZM109 137V136H108ZM136 137V136H135ZM141 137V136H140ZM150 137V136H149ZM158 137V136H157ZM168 138L170 137V136H167ZM42 138V137H41ZM53 138V137H52ZM51 138V139H52ZM61 138V137H60ZM92 138H93V136H92ZM103 138V137H102ZM137 138H139V137H137ZM161 138H163V137H161ZM241 138V139H240ZM4 139H6V141H7V143H6V145L5 144H3V143H5L4 141ZM40 139V138H39ZM82 139V138H81ZM81 139H80V141H81ZM94 139H96V138H94ZM141 138H139L138 140H140ZM165 139V138H164ZM169 139H171L172 140V138L170 137ZM232 139H233V141H232ZM249 139V138H248ZM9 140V139H8ZM21 140V139H20ZM40 140H42L43 141V139H40ZM39 140V141H40ZM59 140V139H58ZM64 140V139H63ZM136 140V139H135ZM143 140V139H142ZM170 140V141H171ZM176 140H174L175 142H176ZM27 141V140H26ZM48 141V140H47ZM106 141V140H105ZM107 141H109V140H107ZM145 141V140H144ZM168 141V140H167ZM233 142V143H231V142ZM1 142H3V143H1ZM22 142V141H21ZM30 142H31V140H30ZM34 142V141H33ZM79 142V141H78ZM136 142V141H135ZM163 142V141H162ZM23 143V142H22ZM29 143V142H28ZM36 143V142H35ZM140 143V142H139ZM167 143V142H166ZM172 143V142H171ZM3 144V145H2ZM7 144H8V146H7ZM10 144V145H9ZM19 144H18V146H19ZM32 144V143H31ZM41 144V143H40ZM45 144H47V143H45ZM136 144H138V142L136 143ZM143 144V143H142ZM162 144V143H161ZM168 144V143H167ZM28 145V144H27ZM49 144H47V146H48ZM104 145V144H103ZM139 145V144H138ZM173 145V144H172ZM171 145V146H172ZM176 145V146H177ZM236 145V146H235ZM247 145V144H246ZM6 146V147H5ZM9 147L10 148V150L12 151V150H14L13 148H16V147ZM17 146V147H18ZM23 146V145H22ZM21 146V147H22ZM25 146V145H24ZM29 146V145H28ZM168 146V145H167ZM166 146V147H167ZM231 146V148H232V150L230 149V148H228V147H230ZM37 147H43L44 148V146H42V144H41V146H37ZM50 147V146H49ZM56 147V146H55ZM69 147V146H68ZM150 147V146H149ZM159 147V146H158ZM239 147V146H238ZM23 148V147H22ZM28 148V147H27ZM45 148H47V147H45ZM59 148V147H58ZM78 148V147H77ZM98 148V147H97ZM173 148V147H172ZM175 148V147H174ZM173 148V149H174ZM25 149V148H24ZM30 149V148H29ZM36 149V148H35ZM38 149V148H37ZM51 149V148H50ZM230 149V150H229ZM62 150V149H61ZM85 150V149H84ZM169 150H171L172 151V149H169ZM168 150V151H169ZM236 150V151H235ZM38 151V150H37ZM45 151V150H44ZM43 151V152H44ZM53 151V150H52ZM55 151V150H54ZM53 151V152H54ZM69 151H70V149H69ZM72 151V150H71ZM71 151H70V154H72L71 153ZM76 151V150H75ZM78 152H79V150H77ZM83 151V150H82ZM86 151H87V149H86ZM100 151V150H99ZM99 151H97V152H99ZM161 151V150H160ZM171 151H170V153H171ZM228 151H230V152H228ZM14 152V151H13ZM12 152V153H13ZM16 152L17 153H19L20 154V156L21 157H24V156H26L27 157V155H28V157H29V155H31V154H29V153H31V152H28V151H26L27 152V154L25 153V151H23V149H20V147H19V150H17L16 149ZM42 152V153H43ZM50 152V151H49ZM104 152V151H103ZM102 152V153H103ZM110 152V151H109ZM115 152V151H114ZM164 152V151H163ZM167 152V151H166ZM228 152V153H227ZM17 153H15V155H19V154H17ZM48 153V152H47ZM55 153H57V152H55ZM68 153V152H67ZM74 154L76 153V152H73ZM92 153V152H91ZM101 153V152H100ZM168 153V152H167ZM171 153V154H172ZM9 154V153H8ZM7 154V155H8ZM11 154V153H10ZM35 154H37L36 153V151H35ZM34 154V155H35ZM53 154V153H52ZM59 154V153H58ZM57 154V155H58ZM69 154V153H68ZM108 154V153H107ZM107 154H105V155H107ZM33 155V156H34ZM47 155V154H46ZM56 155V156H57ZM67 155V154H66ZM66 155L64 154V156L66 157ZM98 155V154H97ZM101 155V154H100ZM163 155V154H162ZM170 155V154H169ZM168 155V156H169ZM32 156V157H33ZM69 156V155H68ZM71 156V155H70ZM92 156H94V155H92ZM91 156V157H92ZM5 157L8 159H5ZM17 157V156H16ZM42 157H44V156H42ZM95 158H96V156H94ZM93 157V158H94ZM103 157V156H102ZM109 157V156H108ZM14 158V157H13ZM19 159L18 160H21L20 159V157H18ZM25 158V157H24ZM46 158V157H45ZM70 158V157H69ZM83 158V157H82ZM89 158V157H88ZM104 158V157H103ZM117 158V157H116ZM3 159H5V160H3ZM23 159V158H22ZM27 159V158H26ZM39 159V158H38ZM49 159V158H48ZM54 159V158H53ZM72 159V158H71ZM106 159V158H105ZM109 159V158H108ZM113 159H115V158H113ZM171 159H173L172 157H171ZM17 160V161H18ZM24 160V159H23ZM35 160V159H34ZM37 160V159H36ZM35 160V161H36ZM89 160H90V158H89ZM153 160H155V159H153ZM163 160V159H162ZM175 160V159H174ZM28 161V160H27ZM54 161V160H53ZM70 161V160H69ZM105 161V160H104ZM107 161V160H106ZM115 161V160H114ZM160 161V160H159ZM19 162V161H18ZM23 162V161H22ZM30 162H32V161H30ZM39 162H40V160H39ZM38 162V163H39ZM41 162H43V161H41ZM47 162V161H46ZM67 162H68V160H67ZM78 162V161H77ZM153 162V161H152ZM173 162V160L171 161V163ZM176 162V163H177ZM24 163V162H23ZM157 163V162H156ZM170 163V164H171ZM174 164H175V161L173 162ZM7 164H8V162H7ZM35 164V163H34ZM43 164V163H42ZM48 164V163H47ZM55 164V163H54ZM57 164V163H56ZM65 164H67V163H65ZM82 164V163H81ZM89 164V163H88ZM115 164V163H114ZM152 164V163H151ZM158 164V163H157ZM169 164V165H170ZM49 165H51L50 163H49ZM49 165H48V167H49ZM68 165V164H67ZM66 165V166H67ZM70 165V164H69ZM71 165H74V164H71ZM104 165V164H103ZM112 165V164H111ZM154 164H152V166H153ZM161 165V164H160ZM165 165V164H164ZM163 165V166H164ZM168 165V164H167ZM173 165V164H172ZM43 166V165H42ZM56 166V165H55ZM83 166V165H82ZM81 166V167H82ZM91 166V165H90ZM96 166V165H95ZM101 166V165H100ZM107 166H108V164H107ZM116 166V165H115ZM174 166H176V165H173L172 167H174ZM21 167H23V166H21ZM36 167V166H35ZM65 167V166H64ZM63 167V168H64ZM71 167V166H70ZM69 167V168H70ZM78 167V166H77ZM156 167V166H155ZM160 167V166H159ZM169 167V166H168ZM37 168V167H36ZM39 168V167H38ZM44 168V167H43ZM62 168V167H61ZM62 168V169H63ZM72 168H73V166H72ZM71 168V169H72ZM157 168V167H156ZM170 168H171V166H170ZM169 168V169H170ZM46 169H47V167H46ZM66 170H68L67 169V167L65 168ZM65 169H64V171H65ZM159 169V168H158ZM163 169H166V167L165 168H163ZM162 169V170H163ZM174 169H176V168H174ZM39 170V169H38ZM93 170V169H92ZM135 170V169H134ZM167 171H168V168L166 169ZM173 170V169H172ZM27 171H28V173H27ZM36 171V170H35ZM40 171V170H39ZM45 171V170H44ZM63 171V170H62ZM61 171V172H62ZM110 171V170H109ZM112 171V170H111ZM110 171V172H111ZM165 171V170H164ZM170 171V170H169ZM67 172V171H66ZM76 172V171H75ZM90 172V171H89ZM94 172V171H93ZM109 172V173H110ZM115 172V171H114ZM118 172H119V170H118ZM124 172V171H123ZM159 172V171H158ZM158 172H156L157 174H159ZM40 173H41V171H40ZM63 173V172H62ZM68 173H69V171H68ZM103 173V172H102ZM126 173V172H125ZM154 173H155V171H154ZM165 173H166V171H165ZM35 175H36V177H37V174L36 173H34ZM44 174V173H43ZM70 174V173H69ZM127 174V173H126ZM164 174V173H163ZM162 174V175H163ZM168 174V173H167ZM171 174V175H172ZM29 175V174H28ZM40 175V174H39ZM38 175V176H39ZM65 175H66V173H65ZM77 175V174H76ZM92 175H94V174H92ZM101 175V174H100ZM112 175V174H111ZM152 175V174H151ZM154 175V174H153ZM40 176H42V175H40ZM49 176V175H48ZM64 176V175H63ZM89 176V175H88ZM96 176V175H95ZM161 176V175H160ZM159 176V177H160ZM165 176V175H164ZM167 176V175H166ZM24 180L25 179V183L23 182V180H21V178ZM65 177V176H64ZM69 177H70V175H69ZM71 177H73V176H71ZM70 177V178H71ZM80 177V176H79ZM91 177V176H90ZM158 177V176H157ZM169 177L171 178L172 176H170V174H169ZM168 177V178H169ZM40 178V177H39ZM167 178V179H168ZM173 178V177H172ZM35 179V178H34ZM42 179L43 180H41V181H43V182H45L44 181V179L45 178H43L42 177ZM74 178H72V180H73ZM77 179H80V178H77ZM86 179V178H85ZM84 179V180H85ZM89 179V178H88ZM92 179V178H91ZM105 179V178H104ZM121 179V178H120ZM119 179V180H120ZM155 179V178H154ZM154 179H152V180H154ZM27 180H30L32 183H30V184H32V185H30V187H29V185H28V187H29V189H31L30 190V198H31V200H30V198L28 197H25L24 196V194H25V189L27 188L28 189V187H26L27 186V184H29V181H27ZM47 180H50L49 178L47 179ZM71 180V179H70ZM96 180H97V178H96ZM115 180V179H114ZM125 180V179H124ZM39 181V180H38ZM53 181V180H52ZM76 181V180H75ZM82 181V180H81ZM92 181H93V179H92ZM95 181V180H94ZM98 181H100V179L98 180ZM106 181V180H105ZM28 182V183H27ZM74 182V181H73ZM112 182V181H111ZM120 182V181H119ZM132 182V181H131ZM130 182V183H131ZM159 182H161V180L159 181ZM47 183V182H46ZM45 183V184H46ZM75 183V182H74ZM77 183V182H76ZM94 183V182H93ZM97 183V182H96ZM108 183V182H107ZM135 183V182H134ZM155 183H158L157 181H155ZM40 184V183H39ZM68 184V183H67ZM78 184V183H77ZM125 184H127V183H125ZM149 184V183H148ZM159 184V183H158ZM35 185V184H34ZM42 186L44 185V184H41ZM40 185V186H41ZM47 185V184H46ZM52 185H55V184H52ZM51 185V186H52ZM70 185V184H69ZM71 185H72V183H71ZM79 185V184H78ZM88 185V184H87ZM96 185V184H95ZM109 185V184H108ZM137 185V184H136ZM141 185V184H140ZM151 185H152V183H151ZM150 185V186H151ZM38 186V185H37ZM39 186V187H40ZM73 186H74V184H73ZM86 186V185H85ZM92 186V185H91ZM104 186V185H103ZM149 186V185H148ZM153 186V185H152ZM152 186L150 187V188H152ZM160 186V185H159ZM38 187V188H39ZM49 187H50V183H49ZM76 187V186H75ZM80 187V186H79ZM96 187H98V186H96ZM100 187H101V185H100ZM142 187V186H141ZM141 187H138V188H141ZM34 188V187H33ZM41 188V187H40ZM51 188V187H50ZM49 188V189H50ZM92 188H94V187H92ZM102 188V187H101ZM100 188V189H101ZM106 188V187H105ZM108 188H110V187H108ZM132 188V187H131ZM137 188V187H136ZM143 188V187H142ZM155 188V187H154ZM157 188V187H156ZM55 189V188H54ZM88 189V188H87ZM107 189V188H106ZM158 189V188H157ZM51 190H53L52 188H51ZM79 190V189H78ZM97 190V189H96ZM111 190V189H110ZM109 190V191H110ZM161 190V189H160ZM45 191V192H44ZM76 191H77V189H76ZM91 191H94V190H91ZM132 191H133V189H132ZM156 191V190H155ZM49 192V191H48ZM51 192H53V191H51ZM98 192V191H97ZM105 192V191H104ZM103 192V193H104ZM118 192V191H117ZM158 192V191H157ZM28 193V192H27ZM50 193V192H49ZM54 193H55V191H54ZM60 193V192H59ZM69 193V192H68ZM67 193V194H68ZM89 193H91V192H89ZM95 194H96V192H94ZM129 193V192H128ZM131 193V192H130ZM79 194V193H78ZM87 194V193H86ZM92 194V193H91ZM107 194V193H106ZM117 194V193H116ZM151 194V193H150ZM3 195V196H2ZM27 195V194H26ZM29 195V194H28ZM55 195H57V192H56V194ZM71 195V194H70ZM82 195V194H81ZM85 195V194H84ZM100 195V194H99ZM111 195V194H110ZM133 195V194H132ZM131 195V196H132ZM11 196V197H12ZM60 196H61V194H60ZM96 196V195H95ZM101 196V195H100ZM151 196V195H150ZM11 197H8V199L9 198H11ZM14 197V196H13ZM13 197L11 198V199H13ZM25 197V198H24ZM112 197V196H111ZM118 197V196H117ZM129 197V196H128ZM4 198H5V201L7 202H9V200H6V198L7 197H5L4 196ZM66 198V197H65ZM85 198V197H84ZM93 198V197H92ZM95 198V197H94ZM130 198V197H129ZM49 199H50V202L52 203H49ZM89 199V198H88ZM109 199V198H108ZM148 199V198H147ZM2 200H4V199H2ZM59 199H57V201H58ZM82 200V199H81ZM104 201L106 200V199H103ZM120 200V199H119ZM119 200H118V202H119ZM135 200V199H134ZM5 201H4V204H5ZM102 201V200H101ZM108 201V200H107ZM12 202V201H11ZM103 202V201H102ZM106 202V201H105ZM149 202V201H148ZM152 204H153V202H152V200L150 201ZM16 203V204H17ZM87 203V202H86ZM111 203V202H110ZM117 203V202H116ZM3 204V205H4ZM9 204V203H8ZM68 204V203H67ZM89 204V203H88ZM98 204H100V203H98ZM0 205H1V203H0ZM10 205H11V203H10ZM13 206L15 205V204H12ZM56 205V204H55ZM92 205V204H91ZM151 205V204H150ZM5 206H8V205H5ZM13 206H12V210H14L15 209V211H16V209H18V208H13ZM102 206V205H101ZM107 206V205H106ZM109 206V205H108ZM119 206V205H118ZM11 207V206H10ZM56 207H58V206H56ZM99 207H100V205H99ZM110 207V206H109ZM4 208V207H3ZM8 208H9V206H8ZM7 208V212L8 213H6V214H9V216H10V212H11V210H9ZM101 208H104V207H101ZM112 208V207H111ZM121 208V207H120ZM132 208V207H131ZM134 208L135 207H133V210H134ZM1 209H2V206H1ZM19 209V210H20ZM32 209V208H31ZM37 209V211H39ZM98 208H96V210H97ZM122 209V208H121ZM138 209V208H137ZM3 210V209H2ZM19 210L17 211V212H19ZM57 210V209H56ZM60 210V209H59ZM113 210V209H112ZM116 210V209H115ZM136 210V209H135ZM153 210V211H154ZM1 211V210H0ZM10 211V212H9ZM37 211H36V213H34V214H36V215H34V216H36L35 218H37ZM62 211V210H61ZM90 211V210H89ZM101 211H102V209H101ZM13 212V211H12ZM24 212H26V211H24ZM24 212L22 213V211H21V213H22V215L24 214ZM32 212V211H31ZM111 212V211H110ZM120 212V211H119ZM125 212H127V211H125ZM135 212V211H134ZM3 213H5V209H4V212ZM20 213V214H21ZM27 213V212H26ZM26 213H25V215H26ZM29 213V212H28ZM27 213V214H28ZM57 213H59V211L57 212ZM106 213V212H105ZM152 213V212H151ZM151 213L149 214V215H151ZM18 214V213H17ZM62 214H63V212H62ZM101 214H102V212H101ZM111 214V213H110ZM119 214V213H118ZM5 215V214H4ZM14 215V214H13ZM12 215V216H13ZM21 215V216H22ZM31 215H33V214H31ZM31 215L29 216V215H26L25 217L24 216H22V218H25V224H27L26 225V227H28V228H33V226L36 228L38 225H34L35 223H37L38 221H39V219L37 220V219H35L34 218V216L33 217H31ZM61 215V214H60ZM103 215V214H102ZM107 215V214H106ZM138 215V214H137ZM152 215V216H153ZM6 216V215H5ZM18 216H20V215H18ZM53 216V217H52ZM131 216V215H130ZM3 217V216H2ZM7 217V216H6ZM17 217V216H16ZM39 217V216H38ZM56 217H57V215H56ZM55 217V219H57ZM60 217V216H59ZM58 217V218H59ZM65 217V216H64ZM64 217H62V218H64ZM98 217V216H97ZM125 217V216H124ZM135 217H136V214H135ZM4 218V217H3ZM21 218V217H20ZM94 218V217H93ZM115 218V217H114ZM144 218H146V217H144ZM54 219V220H55ZM61 219V218H60ZM59 219V220H60ZM66 219V218H65ZM127 219V218H126ZM133 219H134V217H133ZM140 219V218H139ZM6 220V219H5ZM9 220V219H8ZM35 220H36V222H35ZM45 220V221H46ZM53 220V221H54ZM67 220V219H66ZM106 220V219H105ZM125 220V219H124ZM129 220V219H128ZM137 220V219H136ZM135 220V221H136ZM0 221H3V226H2V223H1V225L0 226H2L1 228H0V231H1V229L4 227V219L3 220H1L0 219ZM7 221V220H6ZM11 221H13V220H10V223H11ZM17 221L20 223V221H19V219L18 220H16V223H17ZM23 221H24V219H23ZM23 221H21V222H23ZM45 221L43 220V223H45ZM56 221V220H55ZM54 221V222H55ZM61 221V220H60ZM70 221V220H69ZM99 221V220H98ZM142 221H144V220H142ZM9 222V221H8ZM33 222H35L34 224H33ZM40 222V221H39ZM132 222V221H131ZM133 222H134V220H133ZM7 223V222H6ZM5 223V224H6ZM15 225H19V227H20V224H16L15 222H13ZM24 223V222H23ZM47 223V224H48ZM61 223V222H60ZM122 223H124V222H122ZM130 223V222H129ZM128 223V224H129ZM138 223V222H137ZM22 224V223H21ZM46 224V225H47ZM54 224V223H53ZM52 224V225H53ZM67 224V223H66ZM12 226H13V224H11ZM24 225V224H23ZM40 225H42L41 223H40ZM64 225H65V223H64ZM7 226V225H6ZM10 227V228H13L12 229V231H13V234L12 235H14V237H15V239H14V237L12 238L13 239V241L15 240V242H17L18 241V243L21 241V240H23L24 239V242L22 243V242H20L21 244H24V246L23 245H21L20 243L17 245V247L19 246V245H21L22 247H21V249H24L25 247L26 248H28V250H29V248H32L33 247V245H35L36 243H34V244H32V242L31 241H33V242H36L37 240H39L38 238H37V236H39V233H38V235L35 237V234L32 236L30 233H29V235L28 234H23V233H27V231H24L23 232V230H21V229H16V228H19L18 226L16 227V226H13V227ZM43 226V225H42ZM45 226V225H44ZM43 226V227H44ZM48 226V225H47ZM46 226V227H47ZM51 226V225H50ZM134 226V225H133ZM143 226V225H142ZM7 227H9V226H7ZM24 227V226H23ZM46 227H44V229L46 228ZM53 227V226H52ZM69 227V226H68ZM22 228V227H21ZM38 229H39V226L37 227ZM56 228V227H55ZM102 228V227H101ZM100 228V229H101ZM121 228V227H120ZM25 229V228H24ZM47 229V228H46ZM110 229V228H109ZM119 229V228H118ZM122 229V228H121ZM143 229V228H142ZM6 230H8V229H6ZM26 230V229H25ZM30 230V229H29ZM43 230V229H42ZM64 230H65V228H64ZM104 230V229H103ZM3 231V230H2ZM8 231H10V230H8ZM17 231V232H16ZM37 231V230H36ZM41 231V230H40ZM44 231V230H43ZM42 231V232H43ZM46 231V230H45ZM44 231V232H45ZM50 231V230H49ZM61 231V230H60ZM109 231V230H108ZM122 231V230H121ZM124 231V230H123ZM127 231H129V230H127ZM126 231V232H127ZM132 231V230H131ZM142 230H140V232H141ZM43 232V233H44ZM62 232V231H61ZM68 232V231H67ZM147 232H144V234L143 235H145V233H147ZM4 233V232H3ZM3 233H1V236H3L2 234ZM9 233H11V232H9ZM34 233V232H33ZM41 233V232H40ZM47 233H49L50 234V232H47ZM55 233V232H54ZM58 233V232H57ZM63 233V232H62ZM64 233H65V231H64ZM113 233V232H112ZM133 233V232H132ZM127 234V233H126ZM24 235H27L25 238H23V236ZM41 235V234H40ZM44 235H46L45 233H44ZM44 235H42V236H44ZM48 235V234H47ZM53 235H55V234H53ZM57 235V234H56ZM62 235V234H61ZM131 235V234H130ZM5 236V235H4ZM122 236V235H121ZM124 236V235H123ZM132 237H133V235H131ZM135 236V235H134ZM47 237H49V236H47ZM46 237V238H47ZM50 237L52 238V235H50ZM54 237H56V236H54ZM69 237V236H68ZM21 239L20 241L19 240H17V239ZM37 238V239H36ZM40 238H42V237H40ZM128 238V237H127ZM146 238V237H145ZM12 239H11V241H12ZM55 239V238H54ZM58 239V238H57ZM68 239V238H67ZM133 239V238H132ZM142 239V238H141ZM9 241H10V239H8ZM51 240H53V238L51 239ZM126 240V239H125ZM144 240V239H143ZM45 241V240H44ZM47 241V240H46ZM49 241V240H48ZM56 241V240H55ZM183 241H185L186 242V245H183ZM218 241V242H217ZM38 242V241H37ZM40 242L41 241H39L38 243L40 244ZM75 242V241H74ZM131 243H132V240L130 241ZM136 242H138V240L136 241ZM143 242H145V241H143ZM14 243V242H13ZM37 243V244H38ZM42 243V242H41ZM113 243V242H112ZM125 243V242H124ZM128 243V242H127ZM131 243L128 245L129 247H131L130 245H131ZM134 243V242H133ZM10 244V243H9ZM56 244V243H55ZM54 244V245H55ZM134 244H136V243H134ZM14 245V244H13ZM16 245V244H15ZM46 245V244H45ZM44 245V246H45ZM47 245H49V243L47 244ZM46 245V247H44V246H40L39 248H36L37 249V251H38V254L40 253V255L42 256V258H41V264H48L47 263V261L46 260H48L49 261V259L47 258V257H49V255H51V253L53 254V252H51L50 251V248H48L49 246H47ZM111 245V244H110ZM133 245V244H132ZM143 245H145V244H143ZM38 245H36V246H34V247H37ZM65 246V245H64ZM63 246V247H64ZM114 246V245H113ZM122 246V245H121ZM125 246L127 247V245L125 244ZM14 247V246H13ZM17 247H16V249H17ZM34 247L31 249V252H32V255H33V257H32V259H34V257H35V259L37 258L36 256H35V254H34V251H32V250H35L34 249ZM58 247V246H57ZM135 247V246H134ZM18 248H20V247H18ZM54 248V247H53ZM59 248V247H58ZM70 248V247H69ZM117 248V247H116ZM9 249V248H8ZM20 249V250H21ZM52 249V248H51ZM57 249V248H56ZM130 250L132 249V248H129ZM27 249H25V251H26ZM28 250H27V252H28ZM54 250V249H53ZM69 250V249H68ZM126 250H128L127 248H126ZM125 250V254H126V251ZM25 251L23 250V252L25 253ZM50 251V253H48ZM115 251V250H114ZM29 253H30V250H29ZM26 254V255H30L31 256V254ZM37 253V252H36ZM58 253V252H57ZM66 253V252H65ZM114 253V252H113ZM156 254V253H160V257H152V255L153 254ZM164 253V254H163ZM63 254V253H62ZM108 254V253H107ZM54 255V254H53ZM53 255H51V257L53 256ZM61 255V254H60ZM70 255V254H69ZM109 255V254H108ZM108 255H106V256H108ZM120 255V254H119ZM118 255V256H119ZM37 256H39V255H37ZM55 256V255H54ZM54 256H53V258H54ZM154 256V255H153ZM28 257V256H27ZM51 257H49L50 259H51ZM56 257V256H55ZM58 257H60V256H58ZM64 257V256H63ZM140 257V256H139ZM196 257V256H195ZM31 257H29V259H30ZM65 258H66V256H65ZM105 258V257H104ZM107 258V257H106ZM119 258V257H118ZM158 258H160V260L158 259ZM190 258V259H189ZM192 258V259H191ZM197 258V257H196ZM5 259V258H4ZM39 259H40V257H39ZM57 259V258H56ZM56 259L55 260H53L52 262L53 263H51V262H49V264H54V262L56 261ZM62 258L60 257V258H58V260H60V261H63V260H61ZM111 259V258H110ZM117 259V258H116ZM163 259H165L164 261H163ZM189 259V260H188ZM198 259V258H197ZM69 260V259H68ZM67 260V261H68ZM128 260V259H127ZM126 260V261H127ZM10 261V260H9ZM25 261V260H24ZM29 261V260H28ZM33 261V260H32ZM32 261H31V263H32ZM51 261V260H50ZM65 261V260H64ZM114 261V260H113ZM116 261V260H115ZM117 261H119L118 259H117ZM116 261V262H117ZM146 261V260H145ZM144 260H143V262H145ZM162 261H163V263H162ZM195 261H197V260H195ZM199 261V260H198ZM30 262V261H29ZM35 262H38L37 260L35 261ZM129 262V261H128ZM193 262V263H192ZM9 263V262H8ZM39 263V262H38ZM68 263H69V261H68ZM67 263V264H68ZM119 264H120V262H118ZM124 263L126 264L127 262H125V260H124ZM139 263V262H138ZM137 263V264H138ZM198 263V262H197ZM26 264V263H25ZM55 264H56V262H55ZM64 264H66V262L64 263ZM111 264V263H110ZM116 264V263H115ZM122 264V263H121ZM130 264V263H129ZM132 264V263H131ZM140 264V263H139ZM142 264H144V263H142ZM207 264V263H206Z\"/></svg>",
    "mask_w": 264,
    "mask_h": 264
}]
</instances>
